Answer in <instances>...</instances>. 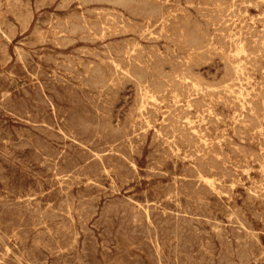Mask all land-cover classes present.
<instances>
[{
    "label": "rangeland",
    "instance_id": "rangeland-1",
    "mask_svg": "<svg viewBox=\"0 0 264 264\" xmlns=\"http://www.w3.org/2000/svg\"><path fill=\"white\" fill-rule=\"evenodd\" d=\"M104 1L101 0V2H100L99 0H0V145H1L0 146V157H1L0 158V194H1V196H0V203H1L0 204L1 205L0 206V211H1L0 217L3 216L0 218V242H1L0 243L1 244L0 249L2 250V251L0 250V258H1L0 264H3V262L4 263L6 262L5 264H13L14 262H15V264H31V263L35 264L37 262H38L37 264H56V263L57 264H73V263L74 264H80V262H81V264H127V263L128 264H136V263L137 264H168V263L171 264V262L172 263L174 262L173 264H175V263L176 264H178V263H180V264H201V263L202 264H204V263L205 264H264V194H263L264 193V161H263L264 160L263 159L264 158V156H263L264 155V148H263L264 147V141H262L264 138V117H263L264 116V96H263L264 95V83H263L264 82V79H263L264 78V53H263L264 52L263 51L264 50V33H263L264 32V26L262 27V25H264V19H262V18H264V16L262 15V14H264V11H263L264 10V7H263L264 6V0H260V1L259 0L258 1L257 0H247V1L246 0H220V1L219 0H192V2H191V0H168V1L167 0H160V1L159 0H138V1L137 0H133V1L132 0H130V1L129 0H127V1L126 0H124V1L123 0H116L118 3L115 0L114 1L104 0ZM142 1H143V3H142ZM152 1H155L156 3L152 2ZM111 2H112V4H111ZM223 2L226 4L225 7L223 6L224 5ZM121 3L123 5H121ZM235 3L237 4V6ZM114 4H117V5H114ZM158 4H160V5H158ZM215 4H217V5H215ZM231 4H232V6H231ZM153 5H155V6H153ZM165 5H166V7H165ZM250 5H252V6H250ZM197 6H198L199 10H198ZM202 6L206 7V9L205 8L203 9ZM253 6H255L256 8ZM176 7H177V9H176ZM91 8H93V9H91ZM151 8H154V9L152 10ZM164 8H166V9H164ZM233 8H234V10H233ZM157 9H158V12H157ZM171 9L173 10V12H170V11H172ZM174 9H175V11H174ZM196 9L198 10V12L195 11ZM208 9L210 10V15H209ZM135 10L137 11V14H136ZM141 10H142V12H141ZM226 10H228V11H226ZM231 10H232V12L235 13V15H234V13L232 14V12H230ZM149 11H151L152 13ZM183 11H184V13H183ZM241 11H242V14H241ZM246 11H247V13H246ZM143 12H146L148 14L149 13L152 14L151 16H153V18L150 16L148 17V14H146V13L143 14ZM153 12H155V13H153ZM174 12H175V14H174ZM140 14L142 17L140 16ZM200 14L201 15L203 14L204 16L201 17ZM205 14H207V15H205ZM243 14H245V15H243ZM1 15H2V17H1ZM181 15L183 17H181ZM237 15H240V17ZM121 16H122V18H121ZM155 16H156V18H155ZM206 16H208L210 18H207ZM214 16H216L217 18L216 17L213 18ZM222 16H223V19H222ZM228 16H229V18H227ZM261 16H262V18H261ZM172 17L175 19H171ZM189 17L193 20H191ZM204 17H205L206 21H205ZM112 18H114L115 20ZM187 18H189L190 21ZM103 19H104V21H103ZM147 19H149V20H147ZM154 19H156V20H154ZM162 19L164 20V22ZM207 19H209V21H212V22L208 23ZM213 20H215V21H213ZM229 20H231L230 21L231 23L228 22ZM133 21L134 22L136 21V22L134 23ZM155 22H157V23H155ZM187 22L189 24L192 23L193 25H189ZM227 22H228V24H226ZM254 22H256V23H254ZM71 23H74V24H71ZM184 23L189 25V26L185 25ZM201 23H203L204 25ZM205 23H207V24H205ZM211 23H212V25H210ZM213 23H215V24H213ZM119 24H121L122 26ZM135 24H137V25H135ZM194 24L198 28L196 26H194ZM216 24L218 27H216ZM222 24H224V25H222ZM104 25H105V27H104ZM152 25H153V27H152ZM205 25H207V26L205 27ZM246 25L249 26V28L246 27ZM115 26H118V29L115 28ZM161 26H164V27H161ZM170 26H172V27H170ZM183 26L184 27L186 26L185 29H183L184 28ZM190 26L192 27V31L194 32V34L191 33L192 32L191 29L187 28V27L191 28ZM174 27H175V29H172ZM179 27H181V28H179ZM226 27H227V29H226ZM148 28H150V29H148ZM255 28H257V30ZM176 29H177V31H176ZM234 29H235L236 33L234 32ZM147 30H148V32H147ZM164 30H165V33H163ZM204 30L206 33L204 32ZM212 30H213V32H211ZM240 30L243 33H241ZM116 31H119V32L115 33ZM159 31H161V32H159ZM182 31H183V33H182ZM196 31H197V33H196ZM238 31H239V33H238ZM178 32H179V34L182 35V37L178 34ZM186 32L191 33V34H188V33L186 34ZM220 32H222V33L220 34ZM247 32H248V34H246ZM258 32H259V34H258ZM135 33H137L138 35ZM139 33H140V35H139ZM152 33H153V35H152ZM192 34L195 35L194 36L195 38L192 37ZM196 34L198 35V37L196 36ZM228 34H229V36H228ZM145 35H147V36H145ZM175 35H176V38H175ZM189 35H191L190 36L191 38H189ZM199 35H202V36H199ZM207 35H209L208 36L209 38H207ZM211 35H212V37L210 38ZM237 35H239V36H237ZM258 35H260V36L263 35V36H261V38H260V36H258ZM216 36L219 39V41H217L218 39L215 38ZM222 36H223V39H225L224 40L225 42H223V39L221 38ZM225 36H226V38H224ZM240 36H241L242 40L240 39ZM249 36H251V37H249ZM170 37H171V39H170ZM245 38L248 40H246ZM172 39H174L175 41ZM198 39H199V41H198ZM244 39L246 40L245 42H243ZM257 39L260 41V43ZM99 40H101V41H99ZM127 40H128V42H127ZM191 40L196 41L195 44H194V41L192 42ZM122 41H123V43H121ZM124 41H126V42H124ZM176 41H177V43H176ZM183 41H184V43H183ZM189 41L192 42L191 44H194V46H192ZM211 41L213 42L214 45L212 44ZM220 41L223 42V44H220ZM226 41L228 44L226 43ZM247 41L252 46L250 44L248 45ZM186 42L187 43L189 42L188 44H190L191 46L190 47L187 46ZM111 43H113V44H111ZM125 43H126V45H125ZM131 43H132V45H131ZM181 43L183 44L182 46H180ZM199 43H200V48L204 49V50L198 49ZM205 43H207V46ZM232 44L234 46H232ZM243 44H245V46L242 47ZM256 44L258 45V47ZM158 45H159V47H158ZM178 45L180 48L178 47ZM195 45H197V46L195 47ZM201 45L203 48L201 47ZM224 45L226 48L224 47ZM254 45H256V46L254 47ZM112 47H114V48H112ZM137 47H138V49H137ZM148 47L149 48L152 47V48L148 49ZM244 47H245V49H244ZM256 47L258 48V50L256 49ZM188 48H189V50H188ZM215 48H217V49H215ZM259 48L260 49L263 48L262 49L263 52L261 50H259ZM140 49H141V51H140ZM192 49H193V51H192ZM106 50H107V52H106ZM240 50H243V51H240ZM101 51H102V53H101ZM149 51H151L152 53ZM153 51H155V52H153ZM156 51H157V53H156ZM205 51H208V53ZM104 52H106V53H104ZM137 52H138V54H137ZM200 52H202V53L200 54ZM244 52L247 54V56ZM256 52L258 55L260 54V56H258L256 54ZM190 53H192V54H190ZM48 54L51 55L52 58ZM106 54H107V56H106ZM180 54L182 55V57L180 56ZM194 54H196L195 55L196 57L194 56ZM202 54H205V55H202ZM228 54H229V57H228ZM255 54L257 57L255 56ZM111 55L113 56V58ZM148 56L150 58H148ZM161 56H163V57H161ZM189 56H190L191 60H189L190 59ZM230 56H232V58L234 57L233 60ZM248 56H249V58H247ZM252 56L254 58H252ZM132 57H134L135 59ZM168 57H169V59H168ZM218 57L221 59H219ZM45 58H47L48 60ZM100 58H102V59H100ZM163 58L166 59L167 61H165ZM204 58H205V60H204ZM238 58H240V60ZM70 59H71V61H70ZM118 60L119 61L121 60V61L119 62ZM197 60H200V61H197ZM248 61H250V62H248ZM113 62H115V63H113ZM157 62L159 63V65ZM236 62H238V64ZM60 63H61V65H60ZM69 63H70V65H68ZM239 63L242 64V67L240 66ZM114 64H115V66H114ZM134 64H135V66H134ZM160 64H162L161 65L162 67H160ZM168 64L169 65L171 64V65L169 66ZM188 64H189L190 68H189ZM34 65L36 66V68L34 67ZM11 66H13V67H11ZM231 66L232 67L234 66V68H233L234 71H233ZM120 67L123 70L120 69ZM10 68H12V69H10ZM96 69L98 70L97 73L95 71ZM124 69H127V70H124ZM225 69H226V71H225ZM236 69H238V70H236ZM92 70H94L93 71L94 73L92 72ZM77 71H79V72H77ZM110 71H112V73H110ZM164 71H166V72H164ZM240 71H241V73H240ZM69 72H70V74H69ZM163 72H164V74H163ZM170 72L174 73V74H172L173 76L169 75ZM236 72H238V73H236ZM37 73H39V74H37ZM99 73H101V76L103 75V78H101ZM143 73L144 74L146 73V74L144 75ZM166 73L168 74V76ZM234 73H235V77H234ZM259 73H260V75H259ZM120 74H121V76H120ZM237 74L241 78H239L237 76ZM246 74H248V75H246ZM44 75H45V77H44ZM122 75L124 76V78ZM156 75L158 78L156 77ZM242 75H243V77H242ZM118 76H119V78H118ZM144 76H145V79H144ZM247 76L248 77L251 76V77H249L250 79L246 78ZM97 77H99L101 79H99V78L96 79ZM94 78L96 79V82L94 81ZM104 78L107 80L105 81ZM237 78H239V79H237ZM175 79L177 82H174ZM204 79L208 80V81H205ZM66 80L68 83L66 82ZM78 80H80V82ZM98 80H99V82H97ZM128 80H129V82H128ZM158 80H160V81H158ZM245 80L247 81V83ZM81 81H82V83H81ZM87 81L89 83V87H87L88 86ZM111 81H113V82L111 83ZM118 81H120L119 84H118ZM169 81H170V83L168 84ZM220 81H221V83H220ZM161 82H163V83H161ZM173 82H174V84H173ZM205 82L207 83V85ZM225 82H227V83H225ZM61 83L63 86L61 85ZM73 83L75 86L73 85ZM144 83H145V85H144ZM210 83H211V85H210ZM218 83H219V86H218ZM56 84H57V87L55 88ZM98 84H103V86L102 85L99 86ZM142 85H143V87H142ZM146 85H148V86H146ZM165 85H166V89H164ZM195 85H197L196 87H198V88H196ZM247 85H249V87ZM251 85H252V87H251ZM200 86L201 87L203 86V87L201 88ZM205 86H206V88H205ZM217 86L219 88H217ZM230 86L233 88H231ZM236 86H238L240 88H238V87L236 88ZM44 87H46V88H44ZM93 87H95V88H93ZM144 87H145L144 91H146L147 95L144 91H142ZM250 87H251V89H249ZM84 88H85V90H84ZM152 88H154V89H152ZM221 88H223L224 91H222ZM262 88H263V91H262ZM26 89H28V90H26ZM72 89L74 91V92L72 91L73 93L71 92ZM161 89H163V90L161 91ZM213 89H215V91ZM231 89H234L233 92ZM258 89H261V90H258ZM225 90H227V91H225ZM254 90L257 91V93ZM180 91H182V93ZM201 91H204V92H201ZM109 92L111 93V95H109L110 94ZM165 92L167 93V96L169 98L166 96ZM213 92H214V94H213ZM83 93L86 96L82 95ZM161 93H162V95H161ZM221 93H223L227 99L223 98L224 96H221V95H223ZM228 93L229 94L231 93V94L229 95ZM46 94H49V95H46ZM63 94L65 97L63 96ZM169 94H170V96H169ZM209 94H210V96H209ZM91 95L92 96L95 95V96L92 97ZM124 95H125L126 99H125ZM2 96H3V100H2ZM163 96H166V97L163 98ZM171 96H173V98ZM217 96H218V98H217ZM244 96H246V97H244ZM259 96L260 97L262 96L261 99ZM146 97H147V100H146ZM149 97H150V99H149ZM153 97H154V100L152 99ZM157 97H158V99H160V98L161 99L158 100ZM234 97H236V98H234ZM237 97L239 98V100ZM252 97L254 98V100ZM255 97H257L259 99L255 98ZM93 98L95 99V101ZM18 99H20V101ZM101 99H103V100H101ZM234 99H235V101H234ZM124 100H126V101H124ZM192 100H194V101H192ZM221 100H223V101H221ZM18 101H19V103H18ZM112 101H114V102H112ZM164 101H165V103H164ZM167 101H169L170 105ZM226 101H228L231 105L228 104ZM252 101H254V102H252ZM28 102H29V104H28ZM88 102H90V103H88ZM99 102H101V103H99ZM110 102H112V103H110ZM178 102H181V104ZM187 102L189 103L188 105L186 104ZM145 103L147 104V106ZM158 103L160 104V107H161L160 109H159ZM111 104H113V105H111ZM209 104H210V107H209ZM227 104L230 106H228ZM36 105H37V107H36ZM57 105H59V107H57ZM181 105L183 107H180ZM195 105H196V107H195ZM30 106H31V108H29ZM107 106H109V107H107ZM247 106H249V107H247ZM41 107H43V108H41ZM152 107H153V109H151ZM105 108H107V109H105ZM179 108H181V109H179ZM182 108H185V109L182 110ZM10 109H11V111H10ZM24 109H26V110H24ZM36 109H37V111H36ZM40 109H43V111ZM22 110H24V112ZM143 110H144V112H143ZM246 110H249V111L246 112ZM90 111H92V112L89 115ZM149 111H151V113ZM171 111H173V113ZM182 111H184V112H182ZM204 111H205V113H204ZM258 111L260 113H258ZM18 113H19V115H18ZM47 113L51 116H48ZM255 113H257L258 116ZM102 114L104 117L102 116ZM166 114H168L170 116H168ZM242 114H243V116H242ZM174 115H175V117H174ZM232 115H233V117H232ZM64 116H67V117L65 118ZM38 117L40 120H38ZM45 117H47V118H45ZM58 117H59V119H58ZM75 117L77 119H74ZM190 117L192 119H190ZM196 117L198 118L197 120H196ZM238 117H240V119H238ZM254 117H255V119H254ZM171 118H172V120H171ZM173 118L177 119L178 122H176V120H174ZM241 118H242V120H241ZM250 118H251V120H250ZM51 119H52V121H51ZM138 119H140V120H138ZM209 119H210V121H209ZM64 120H66L67 122ZM72 120L73 121L75 120V121L73 122ZM78 121H80V122H78ZM244 121L246 123H244ZM247 121H250V122H247ZM65 122H66V124H65ZM69 122L72 125H70ZM179 122H180L179 127H181L180 129L178 127ZM200 122H201V124H200ZM253 122H254V124H253ZM176 124H177V126H176ZM245 124H247V126ZM258 125H260V126L258 127ZM67 126H69V128H70V126H72L71 128L72 129L74 128L73 129L74 131L71 128L68 129ZM13 127H16V129H18V130H16ZM48 127L51 128V131H48V130H50V128H48ZM107 128H109V129H107ZM174 128L176 129V131ZM234 128H235V130H234ZM260 129H262V130H260ZM65 130L66 131L68 130V132L70 134L68 132H66ZM70 130H72L71 131L72 133L70 132ZM83 130H85V133ZM8 131L10 132V134ZM86 131L88 132L89 135L87 134ZM169 131H172V132H169ZM187 131H189V132H187ZM237 131H239V132H237ZM179 132H180V134H179ZM193 132L195 134H193ZM222 132H224V133H222ZM81 133H83V134H81ZM182 133L183 134L186 133V134L183 135ZM233 133L235 134V136ZM255 133H256V135H255ZM49 134H51V135H49ZM138 134H139V136H138ZM3 135H6L5 136L6 138ZM61 135H62V137H61ZM75 135H77V136H75ZM79 135H81V136H79ZM83 135H85V136H83ZM160 135H162V136H160ZM200 135H202V137ZM236 135H238V136H236ZM167 136H169V138ZM184 136L187 138H185ZM226 136L228 137V139ZM239 136H240V138H239ZM256 136H258V140H257ZM71 137L73 140L71 139ZM78 137H79V139H78ZM81 137H83V138H81ZM56 138L57 139L59 138V139L57 140ZM63 138H65V139L63 140ZM109 138H111V139H109ZM151 138L152 139L154 138L155 142ZM156 138H158V139H156ZM172 138H174V139H172ZM181 138H182V143L180 140ZM204 138L206 139L207 142L205 140H203ZM219 138H220V140H217ZM184 139H185V142H184ZM212 139L214 140L213 143H212V141H210ZM35 140H36V142H35ZM229 140L232 143L228 142ZM240 140H241V142H240ZM167 141H168V143H167ZM196 141H197V143L199 141V143L197 144ZM254 141H256L257 143ZM74 142H76V143H74ZM187 143H188V145H187ZM205 143H206V145H205ZM224 143H226V144H224ZM140 144H142L143 146ZM208 144H211L214 148ZM239 144H241V146ZM262 144H263V146H262ZM33 145L36 148L33 147ZM201 145H204V146L202 147ZM228 145H230V146H228ZM3 146H5V147H3ZM53 146H55V147H53ZM196 146L198 149L196 148ZM200 146L202 149L200 148ZM237 146L239 149L237 148ZM211 147L213 150L211 149ZM250 147L254 148V149L250 150ZM96 148H98V149H96ZM204 148H206V150ZM43 149L45 152H43ZM53 149H55L56 151ZM241 149H242V151H241ZM246 149H248V150H246ZM48 150H50V152ZM193 150L195 153H193ZM234 150H236V151L239 150V151L236 152ZM254 150H256V152ZM63 151H66V152H63ZM95 151H97V152H95ZM113 151H114V153H113ZM121 151H122V153H119ZM137 151H139V153ZM216 151H217V153H216ZM79 152L83 153V154H80ZM165 152H166V154H165ZM191 152H192V154H191ZM201 152H203V154ZM221 152H223V153H221ZM232 152H234V153H232ZM257 152H259V153L262 152V153H260V156H259V155H257ZM45 153H47V154H45ZM152 153L155 156H152L153 155ZM161 153H162V155H161ZM198 153H199V155H198ZM224 153H225V155H227L226 157H224L225 156ZM1 154H3V155H1ZM90 154H92V155H90ZM167 154H168V156H167ZM66 155H67V157H66ZM79 155H80V157H79ZM183 155H184V157H183ZM200 155H201V157H200ZM222 155L224 158L222 157ZM238 155H239V157H236ZM246 155H247V157H245ZM44 156H46V157H44ZM73 156L75 159L73 158ZM127 156H128V158H127ZM131 156H132V159H131ZM194 157L195 158L199 157L200 159L198 158L199 159L198 160V159H195ZM205 157H207V158H205ZM259 157H260V159H259ZM4 158H6V160ZM89 158L91 160L92 159L93 160L91 161ZM124 158H126V159H124ZM156 158H157V160H156L157 162L155 161ZM158 158H160V159H158ZM181 158H182V160H181ZM55 159H56V161H55ZM71 159H74V160L71 161ZM133 159H134V161H133ZM222 159H224V162ZM225 159H226V161H225ZM194 160H196V163ZM227 160H229L230 162ZM77 161H78V163H77ZM82 161H84V162H82ZM105 161H107V162L105 163ZM118 161H120L123 164H121L120 162L118 164ZM125 161L127 162V164ZM236 161L239 164H237ZM92 162H94V163H92ZM206 162L208 165H206ZM219 162L221 164L218 165ZM91 163H92V165H91ZM108 163L110 166L108 165ZM159 163H162L161 166ZM225 163H227V164H225ZM228 163H230V164H228ZM51 164H53V165H51ZM210 164H213V165H210ZM247 164L248 165L250 164V165L248 166ZM155 165L158 166L159 168L156 167ZM187 165L189 168L187 167ZM220 165H221V167H220ZM239 165L240 166L242 165L241 169L238 167ZM3 166H4V168H3ZM48 166H50V167H48ZM100 166H102V167H100ZM183 166L184 167L186 166V167L183 168ZM213 166L215 169L213 168ZM260 166H261V168H260ZM58 167H60V168H58ZM64 167H66V168L64 169ZM81 167H83V168H81ZM225 167H227V169H225ZM235 167H237V169ZM249 167H251V168H249ZM28 168H30V169H28ZM97 168H98V170H97ZM130 168H131V170H130ZM202 168L204 169V172H203ZM222 168L224 169V171ZM57 169L58 170L60 169V170L57 171ZM69 169H71L73 171L71 172ZM107 169H109V171ZM121 169L122 170L124 169V170L122 171ZM246 169H248V170L246 171ZM260 169L262 170V172L259 171ZM78 170H79L80 174H79ZM232 170L235 171V173ZM244 170L246 172H244ZM256 170H258V171H256ZM98 171L100 172L99 175H98V173H99ZM118 171H119V173H118ZM124 171H125V173L126 172L127 173L124 174L123 173ZM151 171H152V173H151ZM73 173H74V175H73ZM209 173L212 175H210ZM230 173H231V175H230ZM75 174H78V175H75ZM220 174H221V176H220ZM206 175H207V177H206ZM227 175H230V176H227ZM183 176H184V178H183ZM218 177L221 178V180ZM236 177L238 178V180ZM99 178L102 181H100ZM120 178L124 179L123 182H122V179H120ZM185 178H187V179L185 180ZM180 179L182 181L184 180V182L180 181ZM67 180H68V182H67ZM77 180L78 181L80 180V181L78 182ZM218 180H220V181H218ZM236 180H237V182H236ZM87 181H89V184ZM189 181L190 182L192 181L191 183H194L196 181L195 182L196 186L194 184H191ZM241 181H243V182H241ZM84 182H86V184ZM98 182H99V185L96 184ZM200 182H202V183H200ZM163 183H165V184H163ZM184 183H185V185H183ZM204 183L206 186L204 185ZM224 183H226L225 186H224ZM251 183L254 185H252ZM41 184H42V186H41ZM186 184H188V186H186ZM88 185L90 187H88ZM100 185H101V187H100ZM30 186L33 188L31 189ZM104 186L106 187V189ZM181 186L185 187V188H182ZM253 186H254V188H253ZM255 186L257 187V189ZM250 187H251V189H250ZM23 188H24V190H23ZM224 188L228 191H226ZM59 190H60V192H59ZM260 190H262V193ZM174 191H176V193ZM204 191H205V193H204ZM246 191L250 195L246 194L247 193ZM87 193H89V194H87ZM207 193H209V194H207ZM27 197H29V198H27ZM109 198H111V199H109ZM12 199H14V200H12ZM66 199L70 202L68 203V201ZM123 199L125 201H128V203L125 202ZM71 200H72V203H71ZM23 201L26 203V205ZM110 201L111 202L113 201L112 202L113 204ZM149 201H151V202H149ZM157 204H159V205H157ZM70 205H72V206H70ZM77 205H79V207ZM58 206L60 209L58 208ZM62 206H66V207H62ZM123 206H124V209L122 208ZM197 206H199V207H197ZM34 207H36V208H34ZM68 207L70 208V210ZM117 207H119V208H117ZM158 207L161 209H159ZM39 209H41V210H39ZM121 209L124 211H122ZM3 210H4V213L8 214L9 216L4 214ZM88 210H89V212H88ZM155 210H157V212ZM41 211H42V213H41ZM80 211H81V213H79ZM137 211H140V213ZM164 211H165V213H164ZM192 211H194V212H192ZM257 211L260 213H258ZM136 212H137V214H136ZM78 213L80 216H78ZM109 213H110V215H109ZM156 213H158V214H156ZM34 214H36V215H34ZM54 214L56 215V217ZM140 215H142V216H140ZM101 216H103V217H101ZM163 216H165V217H163ZM5 217H7V218H5ZM60 217H61V219H60ZM140 217H141V219H140ZM143 217H145V218H143ZM156 217H158L159 219L158 218L156 219ZM197 217H199V218H197ZM34 218L36 220H34ZM45 218H46V220H48V222L45 220ZM187 218H189V219H187ZM8 219H9V221H7ZM13 219H15V220H13ZM77 219L79 220V222L77 221ZM160 219H162L163 221ZM214 219L217 220V223H215L216 221H214ZM108 220H109V222H108ZM13 221H15V222L12 223ZM22 221H24V222H22ZM81 221H82V223H81ZM112 221H113V223H112ZM168 221H169V223H168ZM32 222L35 225H33ZM68 222H69V224H68ZM19 223H21V224H19ZM27 223H28V225H27ZM38 223H40V224H38ZM109 223L111 225H108ZM126 223H127V225H126ZM12 224H14V225H12ZM63 224L65 226L66 225H68V226L65 227ZM184 224H187V225H184ZM2 225H3V227H2ZM23 225H25V226H23ZM167 225L169 227H167ZM175 225L176 226L178 225L177 226L179 229L178 231H177V229H176L177 227ZM212 225H214V226H212ZM26 226H28V227H26ZM189 226L191 228H188ZM55 227H57V229ZM17 228H18V230H17ZM30 228L32 229V231ZM72 228H73V230L71 231L70 229H72ZM84 228L86 229V231ZM1 229H2V231H1ZM121 229H122V231H121ZM23 230H24V234L22 233ZM26 230H28V231H26ZM9 231L11 232V234ZM36 231H38V232H36ZM73 231H74V233H73ZM100 231L101 232L103 231V232L101 233ZM15 232H16V234H15ZM65 232L67 233V236H66ZM186 232H188V233H186ZM101 234H103V235H101ZM61 235H63V237ZM93 235H94V237H93ZM83 236H84V238H83ZM102 236H104V237L102 238ZM24 237H27V238H24ZM145 237H147V238H145ZM91 238H92V240H91ZM43 239H45V240H43ZM87 239H89L90 241L89 240L87 241ZM102 239H104V240H102ZM182 239H183V242H182ZM108 240H110V241H108ZM57 241H58V243H57ZM61 241L63 243H61ZM64 241H66V242L64 243ZM104 241H106L107 243ZM192 241H193V244H192ZM21 242H23L24 244L23 243L21 244ZM76 242H77V245H76ZM8 243H10V244H8ZM31 243H32V245H30ZM83 243H84V245H83ZM13 244L15 245L16 248H14ZM33 244H34V247L36 246L35 248L33 247ZM205 244H207L208 246ZM136 246L138 248H136ZM193 246L194 247L196 246V247L194 248ZM243 246L245 249H243ZM144 247H146V248H144ZM12 248H13V250H12ZM81 248L84 249V252ZM116 248L117 249L119 248V250H117ZM60 249H62V250H60ZM72 249H73V251H72ZM168 250H169V252H168ZM236 250L238 251V253ZM245 250L248 253H246ZM24 251H26V252H24ZM159 251H161V252H159ZM250 251H252V252H250ZM260 251H263L262 252L263 254ZM23 253H24V255H23ZM116 253H118V254H116ZM145 253L147 255L149 254L148 255L149 257ZM177 253H179V254H177ZM245 253L247 255H245ZM260 253H261V255H260ZM89 254H90V256H89ZM125 254H127V255H125ZM237 254H239V255H237ZM182 256L184 259H182ZM44 257H46V258H44ZM76 257H77V259H76ZM92 257H93V259H92ZM94 257H96V260ZM115 257H117V258H115ZM26 258H28V259H26ZM242 258H244L245 260ZM59 259H60V263H59ZM79 259H81V260H79Z\"/></svg>",
    "mask_w": 264,
    "mask_h": 264
},
{
    "label": "bare ground",
    "instance_id": "bare-ground-1",
    "mask_svg": "<svg viewBox=\"0 0 264 264\" xmlns=\"http://www.w3.org/2000/svg\"><path fill=\"white\" fill-rule=\"evenodd\" d=\"M99 1L101 2V0H99ZM103 1H104V0H103ZM111 1H114V0H111ZM115 1H116V0H115ZM123 1H124V0H123ZM126 1H127V0H126ZM129 1H130V0H129ZM132 1H133V0H132ZM137 1H138V0H137ZM159 1H160V0H159ZM167 1H168V0H167ZM219 1H220V0H219ZM219 1H218V2H219ZM246 1H247V0H246ZM257 1H258V0H257ZM259 1H260V0H259ZM60 2H61V1H60ZM62 2H63V1H62ZM104 2H105V1H104ZM116 2H117V1H116ZM116 2H115V3H116ZM121 2H122V1H121ZM140 2H141V1H140ZM152 2H155V1H152ZM162 2H163V1H162ZM162 2H161V3H162ZM191 2H192V0H191ZM205 2H206V1H205ZM216 2H217V1H216ZM251 2H252V1H251ZM261 2H262V1H261ZM109 3H110V2H109ZM117 3H118V2H117ZM119 3H120V2H119ZM142 3H143V1H142ZM155 3H156V2H155ZM230 3H231V2H230ZM245 3H246V2H245ZM252 3H253V2H252ZM258 3H259V2H258ZM258 3H257V4H258ZM54 4H55V3H54ZM57 4H58V3H57ZM111 4H112V2H111ZM162 4H163V3H162ZM175 4H176V3H175ZM187 4H188V3H187ZM206 4H207V3H206ZM223 4H224L223 6L225 7L226 4H225L224 2H223ZM235 4H236V3H235ZM114 5H117V4H114ZM121 5H123V4L121 3ZM129 5H130V4H129ZM158 5H160V4H158ZM166 5H167V4H166ZM166 5H165V7H166ZM168 5H169V4H168ZM173 5H174V4H173ZM173 5H172V6H173ZM176 5H177V4H176ZM178 5H179V4H178ZM198 5H199V4H198ZM215 5H217V4H215ZM242 5H243V4H242ZM253 5H254V4H253ZM153 6H155V5H153ZM163 6H164V5H163ZM170 6H171V5H170ZM231 6H232V4H231ZM231 6H230V7H231ZM234 6H235V5H234ZM234 6H233V7H234ZM236 6H237V4H236ZM239 6H240V5H239ZM250 6H252V5H250ZM122 7H123V6H122ZM124 7H125V6H124ZM159 7H160V6H159ZM168 7H169V6H168ZM168 7H167V8H168ZM216 7H217V6H216ZM253 7H255V6H253ZM263 7H264V6H263ZM169 8H170V7H169ZM172 8H173V7H172ZM193 8H194V7H193ZM197 8H198V6H197ZM202 8H203V9H204V8L206 9V7H203V6H202ZM220 8H221V7H220ZM244 8H245V7H244ZM247 8H248V7H247ZM255 8H256V7H255ZM255 8H254V9H255ZM91 9H93V8H91ZM102 9H103V8H102ZM126 9H127V8H126ZM151 9L153 10L154 8H151ZM155 9H156V8H155ZM164 9H166V8H164ZM176 9H177V7H176ZM182 9H183V8H182ZM186 9H187V8H186ZM203 9H202V10H203ZM211 9H212V8H211ZM216 9H217V8H216ZM239 9H240V8H239ZM242 9H243V8H242ZM94 10H95V9H94ZM171 10H172V9H171ZM198 10H199V8H198ZM198 10L196 9L195 11L198 12ZM208 10H209V9H208ZM212 10H213V9H212ZM233 10H234V8H233ZM262 10H263V9H262ZM89 11H90V10H89ZM89 11H88V12H89ZM96 11H97V10H96ZM110 11H111V10H110ZM130 11H131V10H130ZM135 11H136V10H135ZM166 11H167V10H166ZM174 11H175V9H174ZM217 11H218V10H217ZM226 11H228V10H226ZM247 11H248V10H247ZM247 11H246V13H247ZM263 11H264V10H263ZM119 12H120V11H119ZM141 12H142V10H141ZM149 12H151V11H149ZM157 12H158V9H157ZM170 12H173V10L170 11ZM189 12H190V11H189ZM207 12H208V11H207ZM218 12H219V11H218ZM230 12H232V10H231ZM243 12H244V11H243ZM139 13H140V12H139ZM144 13H146V12H143V14H144ZM151 13H152V12H151ZM153 13H155V12H153ZM163 13H164V12H163ZM179 13H180V12H179ZM183 13H184V11H183ZM200 13H201V12H200ZM226 13H227V12H226ZM233 13H234V12H232V14H233ZM239 13H240V12H239ZM246 13H245V14H246ZM136 14H137V11H136ZM146 14H148V13H146ZM167 14H168V13H167ZM174 14H175V12H174ZM190 14H191V13H190ZM236 14H237V13H236ZM241 14H242V11H241ZM245 14H243V15H245ZM80 15H81V14H80ZM122 15H123V14H122ZM132 15H133V14H132ZM151 15H152V14L149 13V14H148V17L150 16V17L153 18V16H151ZM184 15H185V14H184ZM200 15H201V14H200ZM205 15H207V14H205ZM209 15H210V10H209ZM211 15H212V14H211ZM217 15H218V14H217ZM217 15H216V16H217ZM224 15H225V14H224ZM234 15H235V13H234ZM252 15H253V14H252ZM262 15L264 16V14H262ZM81 16H82V15H81ZM134 16H135V15H134ZM140 16H141V14H140ZM161 16H162V15H161ZM166 16H167V15H166ZM176 16H177V15H176ZM193 16H194V15H193ZM203 16H204V15L202 14L201 17H203ZM216 16H214L213 18H215ZM230 16H231V15H230ZM237 16L240 17V15H237ZM253 16H254V15H253ZM1 17H2V15H1ZM106 17H107V16H106ZM111 17H112V16H111ZM113 17H114V16H113ZM115 17H116V16H115ZM123 17H124V16H123ZM126 17H127V16H126ZM135 17H136V16H135ZM141 17H142V16H141ZM179 17H180V16H179ZM181 17H183V16L181 15ZM190 17H191V16H190ZM190 17H189V18H190ZM206 17H207V18H210V17H208V16H206ZM244 17H245V16H244ZM254 17H255V16H254ZM77 18H78V17H77ZM82 18H83V17H82ZM82 18H81V19H82ZM108 18H109V17H108ZM121 18H122V16H121ZM121 18H120V19H121ZM155 18H156V16H155ZM165 18H166V17H165ZM167 18H168V17H167ZM189 18H187V19H189ZM191 18H192V17H191ZM191 18H190V19H191ZM194 18H195V17H194ZM213 18H212V19H213ZM216 18H217V17H216ZM227 18H229V16H228ZM261 18H262V16H261ZM112 19H114V18H112ZM112 19H111V20H112ZM129 19H130V18H129ZM149 19H150V18H149ZM149 19H147V20H149ZM160 19H161V18H160ZM168 19H169V18H168ZM171 19H175V18L172 17ZM176 19H177V18H176ZM180 19H181V18H180ZM184 19H185V18H184ZM190 19H189V21H190ZM195 19H196V18H195ZM201 19H202V18H201ZM204 19H205V17H204ZM222 19H223V16H222ZM262 19H264V18H262ZM82 20H83V19H82ZM99 20H100V19H99ZM114 20H115V19H114ZM121 20H122V19H121ZM154 20H156V19H154ZM162 20H163V19H162ZM166 20H167V19H166ZM178 20H179V19H178ZM178 20H177V21H178ZM191 20H193V19H191ZM215 20H216V19H215ZM215 20H213V21H215ZM244 20H245V19H244ZM249 20H250V19H249ZM253 20H254V19H253ZM260 20H261V19H260ZM63 21H64V20H63ZM103 21H104V19H103ZM127 21H128V20H127ZM172 21H173V20H172ZM174 21H175V20H174ZM180 21H181V20H180ZM189 21H188V22H189ZM205 21H206V19H205ZM207 21H208V23H209V22H212V21H209V19H207ZM230 21H231V20H229L228 22H230ZM246 21H247V20H246ZM261 21H262V20H261ZM261 21H260V22H261ZM85 22H86V21H85ZM130 22H131V21H130ZM133 22H134V21H133ZM135 22H136V21H135ZM135 22H134V23H135ZM163 22H164V20H163ZM165 22H166V21H165ZM168 22H169V21H168ZM185 22H186V21H185ZM188 22H187V23H188ZM228 22H227L226 24H228ZM240 22H241V21H240ZM243 22H244V21H243ZM252 22H253V21H252ZM96 23H97V22H96ZM98 23H99V22H98ZM134 23H133V24H134ZM155 23H157V22H155ZM161 23H162V22H161ZM173 23H174V22H173ZM178 23H179V22H178ZM189 23H190V22H189ZM189 23H188V24H189ZM198 23H199V22H198ZM223 23H224V22H223ZM230 23H231V22H230ZM249 23H250V22H249ZM254 23H256V22H254ZM71 24H74V23H71ZM83 24H84V23H83ZM94 24H95V23H94ZM107 24H108V23H107ZM114 24H115V23H114ZM114 24H113V25H114ZM149 24H150V23H149ZM163 24H164V23H163ZM166 24H167V23H166ZM184 24H185V23H184ZM184 24H183V25H184ZM196 24H197V23H196ZM199 24H200V23H199ZM201 24H203V23H201ZM205 24H207V23H205ZM213 24H215V23H213ZM233 24H234V23H233ZM235 24H236V23H235ZM100 25H101V24H100ZM100 25H99V26H100ZM119 25H121V24H119ZM135 25H137V24H135ZM161 25H162V24H161ZM174 25H175V24H174ZM174 25H173V26H174ZM178 25H179V24H178ZM178 25H177V26H178ZM185 25H187V24H185ZM189 25H193V24L191 23V24H189ZM189 25H187V26H189ZM203 25H204V24H203ZM210 25H212V23H211ZM222 25H224V24H222ZM229 25H230V24H229ZM242 25H243V24H242ZM248 25H249V24H248ZM254 25H255V24H254ZM73 26H74V25H73ZM121 26H122V25H121ZM194 26H196V25L194 24ZM206 26H207V25H205V27H206ZM263 26H264V25H262V27H263ZM104 27H105V25H104ZM107 27H108V26H107ZM147 27H148V26H147ZM152 27H153V25H152ZM152 27H151V28H152ZM161 27H164V26H161ZM165 27H166V26H165ZM170 27H172V26H170ZM175 27H176V26H175ZM175 27L172 28V29H175ZM183 27H184V26H183ZM185 27H186V26H185ZM185 27H184L183 29H185ZM190 27H191V26H190ZM196 27H197V26H196ZM200 27H201V26H200ZM216 27H218L217 24H216ZM246 27L249 28V26H247V25H246ZM251 27H252V26H251ZM255 27H256V26H255ZM101 28H102V27H101ZM108 28H109V27H108ZM115 28L118 29V26H115ZM121 28H122V27H121ZM139 28H140V27H139ZM177 28H178V27H177ZM179 28H181V27H179ZM187 28H188V29H191V31H192V27H191V28L187 27ZM187 28H186V29H187ZM194 28H195V27H194ZM194 28H193V29H194ZM197 28H198V27H197ZM201 28H202V27H201ZM229 28H230V27H229ZM239 28H240V27H239ZM244 28H245V27H244ZM253 28H254V27H253ZM253 28H252V29H253ZM148 29H150V28H148ZM165 29H166V28H165ZM169 29H170V28H169ZM205 29H206V28H205ZM211 29H212V28H211ZM222 29H223V28H222ZM226 29H227V27H226ZM226 29H225V30H226ZM237 29H238V28H237ZM255 29L257 30V28H255ZM162 30H163V29H162ZM195 30H196V29H195ZM199 30H200V29H199ZM209 30H210V29H209ZM223 30H224V29H223ZM244 30H245V29H244ZM20 31H21V30H20ZM72 31H73V30H72ZM122 31H123V30H122ZM138 31H139V30H138ZM143 31H144V30H143ZM169 31H170V30H169ZM176 31H177V29H176ZM179 31H180V30H179ZM117 32H119V31H116L115 33H117ZM147 32H148V30H147ZM157 32H158V31H157ZM159 32H161V31H159ZM204 32H205V30H204ZM211 32H213V30H212ZM223 32H224V31H223ZM234 32H235V29H234ZM240 32H241V30H240ZM254 32H255V31H254ZM259 32H260V31H259ZM259 32H258V34H259ZM88 33H89V32H88ZM121 33H122V32H121ZM141 33H142V32H141ZM144 33H145V32H144ZM163 33H165V30L163 31ZM166 33H167V32H166ZM175 33H176V32H175ZM182 33H183V31H182ZM187 33H188V32H186V34H187ZM191 33L194 34L193 31H192ZM191 33H188V34H191ZM196 33H197V31H196ZM198 33H199V32H198ZM205 33H206V32H205ZM215 33H216V32H215ZM221 33H222V32H220V34H221ZM231 33H232V32H231ZM235 33H236V32H235ZM238 33H239V31H238ZM241 33H243V32H241ZM260 33H261V32H260ZM263 33H264V32H263ZM64 34H65V33H64ZM109 34H110V33H109ZM135 34H137V33H135ZM147 34H148V33H147ZM150 34H151V33H150ZM157 34H158V33H157ZM157 34H156V35H157ZM159 34H160V33H159ZM178 34H179V32H178ZM193 34H192V37L195 36V35H193ZM203 34H204V33H203ZM203 34H202V35H203ZM207 34H208V33H207ZM220 34H219V35H220ZM233 34H234V33H233ZM246 34H248V32H247ZM253 34H254V33H253ZM261 34H262V33H261ZM3 35H4V34H3ZM88 35H89V34H88ZM137 35H138V34H137ZM139 35H140V33H139ZM142 35H143V34H142ZM142 35H141V36H142ZM152 35H153V33H152ZM179 35L182 37L181 34H179ZM202 35H199V36H202ZM212 35H213V34H212ZM212 35L210 36V38L212 37ZM219 35H218V36H219ZM230 35H231V34H230ZM102 36H103V35H102ZM145 36H147V35H145ZM173 36H174V35H173ZM187 36H188V35H187ZM190 36H191V35H189V38H191ZM196 36L198 37L197 34H196ZM208 36H209V35H207V38H209ZM214 36H215V35H214ZM228 36H229V34H228ZM237 36H239V35H237ZM237 36H236V37H237ZM241 36H242V35H241ZM241 36H240V39H241ZM246 36H247V35H246ZM258 36H260V35H258ZM261 36H263V35H261ZM261 36H260V38H261ZM80 37H81V36H80ZM88 37H89V36H88ZM161 37H162V36H161ZM171 37H172V36H171ZM171 37H170V39H171ZM247 37H248V36H247ZM249 37H251V36H249ZM8 38H9V37H8ZM99 38H100V37H99ZM156 38H157V37H156ZM168 38H169V37H168ZM173 38H174V37H173ZM175 38H176V35H175ZM187 38H188V37H187ZM194 38H195V37H194ZM194 38H193V39H194ZM199 38H200V37H199ZM203 38H204V37H203ZM215 38H217V36H216ZM221 38L223 39V36H222ZM224 38H226V36H225ZM238 38H239V37H238ZM254 38H255V37H254ZM125 39H126V38H125ZM128 39H129V38H128ZM163 39H164V38H163ZM170 39H169V40H170ZM200 39H201V38H200ZM204 39H205V38H204ZM217 39H218V38H217ZM230 39H231V38H230ZM234 39H235V38H234ZM245 39H246V38H245ZM245 39H244L243 42H245L246 40H248V39H246V40H245ZM258 39H259V38H258ZM258 39H257V40H258ZM166 40H167V39H166ZM172 40H174V39H172ZM179 40H180V39H179ZM196 40H197V39H196ZM201 40H202V39H201ZM224 40H225V39H223V42H225ZM226 40H227V39H226ZM228 40H229V39H228ZM235 40H236V39H235ZM241 40H242V39H241ZM249 40H250V39H249ZM99 41H101V40H99ZM115 41H116V40H115ZM174 41H175V40H174ZM187 41H188V40H187ZM191 41L193 42L194 40H191ZM198 41H199V39H198ZM198 41H197V42H198ZM206 41H207V40H206ZM217 41H219V39H218ZM217 41H216V42H217ZM250 41H251V40H250ZM255 41H256V40H255ZM258 41H259V40H258ZM70 42H71V41H70ZM117 42H118V41H117ZM124 42H126V41H124ZM127 42H128V40H127ZM130 42H131V41H130ZM189 42H190V41H189ZM189 42H188V43H189ZM192 42H190V44H191ZM195 42H196V41H194V44H195ZM211 42H212V41H211ZM211 42H210V43H211ZM223 42L220 41V44H223ZM232 42H233V41H232ZM236 42H237V41H236ZM241 42H242V41H241ZM243 42H242V43H243ZM247 42H248V41H247ZM256 42H257V41H256ZM261 42H262V41H261ZM121 43H123V41H122ZM135 43H136V42H135ZM176 43H177V41H176ZM183 43H184V41H183ZM188 43L186 42V45H187V46H189V47H190L191 45L194 46V44H191V45H190V44H188ZM226 43H227V41H226ZM238 43H239V42H238ZM238 43H237V44H238ZM242 43H241V44H242ZM259 43H260V41H259ZM111 44H113V43H111ZM138 44H139V43H138ZM138 44H137V45H138ZM163 44H164V43H163ZM202 44H203V43H202ZM205 44H206V46H207V43H205ZM212 44H213V42H212ZM218 44H219V43H218ZM227 44H228V43H227ZM237 44H236V45H237ZM249 44H250V43L248 42V45H249ZM254 44H255V43H254ZM100 45H101V44H100ZM102 45H103V44H102ZM125 45H126V43H125ZM131 45H132V43H131ZM173 45H174V44H173ZM182 45H183V44L181 43L180 46H182ZM184 45H185V44H184ZM213 45H214V44H213ZM236 45H235V46H236ZM238 45H239V44H238ZM250 45H251V44H250ZM256 45H257V44H256ZM256 45H254V47H255ZM262 45H263V44H262ZM64 46H65V45H64ZM98 46H99V45H98ZM105 46H106V45H105ZM140 46H141V45H140ZM152 46H153V45H152ZM176 46H177V45H176ZM196 46H197V45H195V47H196ZM232 46H234V45L232 44ZM243 46H245V44H243L242 47H243ZM251 46H252V45H251ZM259 46H260V45H259ZM117 47H118V46H117ZM119 47H120V46H119ZM123 47H124V46H123ZM141 47H142V46H141ZM153 47H154V46H153ZM158 47H159V45H158ZM178 47H179V45H178ZM201 47H202V45H201ZM213 47H214V46H213ZM224 47H225V45H224ZM236 47H237V46H236ZM238 47H239V46H238ZM254 47H253V48H254ZM257 47H258V45H257ZM257 47H256V49L258 50ZM90 48H91V47H90ZM112 48H114V47H112ZM131 48H132V47H131ZM133 48H134V47H133ZM151 48H152V47H150V48L148 47V49H151ZM176 48H177V47H176ZM179 48H180V47H179ZM202 48H203V47H202ZM206 48H207V47H206ZM225 48H226V47H225ZM227 48H228V47H227ZM246 48H247V47H246ZM249 48H250V47H249ZM87 49H88V48H87ZM115 49H116V48H115ZM128 49H129V48H128ZM135 49H136V48H135ZM137 49H138V47H137ZM166 49H167V48H166ZM186 49H187V48H186ZM196 49H197V48H196ZM198 49H200V50H204V49H201V48H200V43L198 44ZM208 49H209V48H208ZM212 49H213V48H212ZM215 49H217V48H215ZM244 49H245V47H244ZM262 49H263V48H261V49L259 48V50H261V51H262ZM108 50H109V49H108ZM116 50H117V49H116ZM122 50H123V49H122ZM144 50H145V49H144ZM173 50H174V49H173ZM188 50H189V48H188ZM205 50H206V49H205ZM210 50H211V49H210ZM226 50H227V49H226ZM237 50H238V49H237ZM103 51H104V50H103ZM109 51H110V50H109ZM111 51H112V50H111ZM113 51H114V50H113ZM117 51H118V50H117ZM130 51H131V50H130ZM137 51H138V50H137ZM140 51H141V49H140ZM168 51H169V50H168ZM192 51H193V49H192ZM216 51H217V50H216ZM223 51H224V50H223ZM240 51H243V50H240ZM261 51H260V52H261ZM263 51H264V50H263ZM263 51H262V52H263ZM106 52H107V50H106ZM106 52H104V53H106ZM149 52H151V51H149ZM153 52H155V51H153ZM169 52H170V51H169ZM172 52H173V51H172ZM190 52H191V51H190ZM194 52H195V51H194ZM194 52H193V53H194ZM205 52L208 53V51H205ZM205 52H204V53H205ZM212 52H213V51H212ZM231 52H232V51H231ZM237 52H238V51H237ZM246 52H247V51H246ZM257 52H258V51H257ZM257 52H256V54H257ZM83 53H84V52H83ZM101 53H102V51H101ZM109 53H110V52H109ZM126 53H127V52H126ZM151 53H152V52H151ZM156 53H157V51H156ZM156 53H155V54H156ZM161 53H162V52H161ZM174 53H175V52H174ZM201 53H202V52H200V54H201ZM209 53H210V52H209ZM228 53H229V52H228ZM232 53H233V52H232ZM244 53H245V52H244ZM263 53H264V52H263ZM59 54H60V53H59ZM115 54H116V53H115ZM131 54H132V53H131ZM137 54H138V52H137ZM147 54H148V53H147ZM155 54H154V55H155ZM162 54H163V53H162ZM182 54H183V53H182ZM185 54H186V53H185ZM190 54H192V53H190ZM230 54H231V53H230ZM237 54H238V53H237ZM245 54H246V53H245ZM249 54H250V53H249ZM256 54H255V56H256ZM261 54H262V53H261ZM48 55H49V54H48ZM60 55H61V54H60ZM103 55H104V54H103ZM149 55H150V54H149ZM154 55H153V56H154ZM166 55H167V54H166ZM195 55H196V54H194V56H195ZM202 55H205V54H202ZM207 55H208V54H207ZM207 55H206V56H207ZM211 55H212V54H211ZM215 55H216V54H215ZM232 55H233V54H232ZM257 55H258V54H257ZM49 56L51 57V55H49ZM106 56H107V54H106ZM111 56H112V55H111ZM116 56H117V55H116ZM122 56H123V55H122ZM140 56H141V55H140ZM140 56H139V57H140ZM159 56H160V55H159ZM180 56L182 57L181 54H180ZM216 56H217V55H216ZM244 56H245V55H244ZM246 56H247V54H246ZM258 56H260V54H259ZM40 57H41V56H40ZM99 57H100V56H99ZM127 57H128V56H127ZM161 57H163V56H161ZM178 57H179V56H178ZM195 57H196V56H195ZM195 57H194V58H195ZM204 57H205V56H204ZM228 57H229V54H228ZM228 57H227V58H228ZM230 57L232 58V56H230ZM237 57H238V56H237ZM250 57H251V56H250ZM256 57H257V56H256ZM31 58H32V57H31ZM51 58H52V57H51ZM110 58H111V57H110ZM112 58H113V56H112ZM132 58H134V57H132ZM148 58H150V57L148 56ZM157 58H158V57H157ZM165 58H166V57H165ZM187 58H188V57H187ZM189 58H190V56H189ZM218 58H219V57H218ZM227 58H226V59H227ZM233 58H234V57H233ZM233 58H232V60H233ZM245 58H246V57H245ZM247 58H249V56H248ZM252 58H254V57L252 56ZM17 59H18V58H17ZM45 59H47V58H45ZM100 59H102V58H100ZM123 59H124V58H123ZM127 59H128V58H127ZM134 59H135V58H134ZM161 59H162V58H161ZM163 59H164V58H163ZM168 59H169V57H168ZM178 59H179V58H178ZM185 59H186V58H185ZM206 59H207V58H206ZM209 59H210V58H209ZM219 59H221V58H219ZM235 59H236V58H235ZM238 59L240 60V58H238ZM238 59H237V60H238ZM260 59H261V58H260ZM21 60H22V59H21ZM21 60H20V61H21ZM47 60H48V59H47ZM52 60H53V59H52ZM115 60H116V59H115ZM151 60H152V59H151ZM156 60H157V59H156ZM164 60L167 61L166 59H164ZM189 60H191V58H190ZM200 60H201V59H200ZM200 60H197V61H200ZM204 60H205V58H204ZM232 60H231V61H232ZM243 60H244V59H243ZM245 60H246V59H245ZM248 60H249V59H248ZM254 60H255V59H254ZM49 61H50V60H49ZM70 61H71V59H70ZM108 61H109V60H108ZM118 61H119V60H118ZM118 61H117V62H118ZM120 61H121V60H120ZM120 61H119V62H120ZM136 61H137V60H136ZM136 61H135V62H136ZM152 61H153V60H152ZM157 61H158V60H157ZM161 61H162V60H161ZM171 61H172V60H171ZM185 61H186V60H185ZM202 61H203V60H202ZM227 61H228V60H227ZM231 61H230V62H231ZM250 61H251V60H250ZM250 61H248V62H250ZM22 62H23V61H22ZM53 62H54V61H53ZM59 62H60V61H59ZM62 62H63V61H62ZM109 62H110V61H109ZM122 62H123V61H122ZM124 62H125V61H124ZM126 62H127V61H126ZM137 62H138V61H137ZM159 62H160V61H159ZM163 62H164V61H163ZM206 62H207V61H206ZM241 62H242V61H241ZM244 62H245V61H244ZM56 63H57V62H56ZM72 63H73V62H72ZM113 63H115V62H113ZM113 63H112V64H113ZM149 63H150V62H149ZM157 63H158V62H157ZM161 63H162V62H161ZM236 63L238 64V62H236ZM246 63H247V62H246ZM98 64H99V63H98ZM118 64H119V63H118ZM118 64H117V65H118ZM130 64H131V63H130ZM137 64H138V63H137ZM162 64H163V63H162ZM162 64H160V67H162V66H161ZM239 64H240V66L242 67V64H241V63H239ZM252 64H253V63H252ZM24 65H25V64H24ZM60 65H61V63H60ZM62 65H63V64H62ZM68 65H70V63H69ZM79 65H80V64H79ZM123 65H124V64H123ZM138 65H139V64H138ZM153 65H154V64H153ZM158 65H159V63H158ZM166 65H167V64H166ZM168 65H169V64H168ZM170 65H171V64H170ZM170 65H169V66H170ZM186 65H187V64H186ZM255 65H256V64H255ZM112 66H113V65H112ZM114 66H115V64H114ZM114 66H113V67H114ZM134 66H135V64H134ZM136 66H137V65H136ZM139 66H140V65H139ZM151 66H152V65H151ZM169 66H168V67H169ZM188 66H189V64H188ZM213 66H214V65H213ZM238 66H239V65H238ZM240 66H239V67H240ZM248 66H249V65H248ZM11 67H13V66H11ZM23 67H24V66H23ZM34 67L36 68L35 65H34ZM64 67H65V66H64ZM66 67H67V66H66ZM129 67H130V66H129ZM156 67H157V66H156ZM156 67H155V68H156ZM231 67H232V66H231ZM262 67H263V66H262ZM262 67H261V68H262ZM24 68H25V67H24ZM38 68H39V67H38ZM68 68H69V67H68ZM70 68H71V67H70ZM116 68H117V67H116ZM116 68H115V69H116ZM132 68H133V67H132ZM132 68H131V69H132ZM189 68H190V66H189ZM233 68H234V66L232 67V69H233ZM235 68H236V67H235ZM251 68H252V67H251ZM256 68H257V67H256ZM10 69H12V68H10ZM26 69H27V68H26ZM98 69H99V68H98ZM120 69H122V68L120 67ZM127 69H128V68H127ZM127 69H124V70H127ZM156 69H157V68H156ZM161 69H162V68H161ZM215 69H216V68H215ZM240 69H241V68H240ZM240 69H239V70H240ZM259 69H260V68H259ZM32 70H33V69H32ZM38 70H39V69H38ZM67 70H68V69H67ZM71 70H72V69H71ZM118 70H119V69H118ZM122 70H123V69H122ZM129 70H130V69H129ZM159 70H160V69H159ZM188 70H189V69H188ZM236 70H238V69H236ZM260 70H261V69H260ZM93 71H94V70H92V72H93ZM95 71H96V73H97L98 70L96 69ZM225 71H226V69H225ZM233 71H234V69H233ZM233 71H232V72H233ZM254 71H255V70H254ZM256 71H257V70H256ZM10 72H11V71H10ZM70 72H71V71H70ZM70 72H69V74H70ZM77 72H79V71H77ZM100 72H101V71H100ZM164 72H166V71H164ZM164 72H163V74H164ZM174 72H175V71H174ZM182 72H183V71H182ZM80 73H81V72H80ZM80 73H79V74H80ZM93 73H94V72H93ZM110 73H112V71H110ZM114 73H115V72H114ZM124 73H125V72H124ZM137 73H138V72H137ZM170 73H171V72H170ZM170 73H169V75L174 74L173 72H172L171 74H170ZM188 73H189V72H188ZM206 73H207V72H206ZM236 73H238V72H236ZM240 73H241V71H240ZM243 73H244V72H243ZM260 73H261V72H260ZM260 73H259V75H260ZM31 74H32V73H31ZM37 74H39V73H37ZM48 74H49V73H48ZM48 74H47V75H48ZM67 74H68V73H67ZM90 74H91V73H90ZM143 74H144V73H143ZM145 74H146V73H145ZM145 74H144V75H145ZM166 74H167V73H166ZM49 75H50V74H49ZM91 75H92V74H91ZM99 75L101 76V73H99ZM117 75H118V74H117ZM131 75H132V74H131ZM133 75H134V74H133ZM175 75H176V74H175ZM246 75H248V74H246ZM3 76H4V75H3ZM3 76H2V77H3ZM37 76H38V75H37ZM83 76H84V75H83ZM92 76H93V75H92ZM94 76H95V75H94ZM100 76H99V77H100ZM111 76H112V75H111ZM115 76H116V75H115ZM120 76H121V74H120ZM122 76H123V75H122ZM146 76H147V75H146ZM161 76H162V75H161ZM167 76H168V74H167ZM172 76H173V75H172ZM226 76H227V75H226ZM237 76H238V74H237ZM44 77H45V75H44ZM47 77H48V76H47ZM62 77H63V76H62ZM95 77H96V76H95ZM99 77H97L96 79H98ZM112 77H113V76H112ZM156 77H157V75H156ZM184 77H185V76H184ZM193 77H194V76H193ZM195 77H196V76H195ZM234 77H235V73H234ZM234 77H233V78H234ZM238 77H239V76H238ZM242 77H243V75H242ZM249 77H251V76H249ZM249 77L247 76L246 78H249ZM12 78H13V77H12ZM52 78H53V77H52ZM57 78H58V77H57ZM60 78H61V77H60ZM63 78H64V77H63ZM63 78H62V79H63ZM90 78H91V77H90ZM101 78H103V75L101 76ZM101 78H99V79H101ZM105 78H106V77H105ZM105 78H104V79H105ZM109 78H110V77H109ZM118 78H119V76H118ZM123 78H124V76H123ZM128 78H129V77H128ZM157 78H158V77H157ZM157 78H156V79H157ZM185 78H186V77H185ZM199 78H200V77H199ZM203 78H204V77H203ZM239 78H241V77H239ZM239 78H237V79H239ZM2 79H3V78H2ZM71 79H72V78H71ZM77 79H78V78H77ZM96 79L94 78V81H95V82H96ZM116 79H117V78H116ZM120 79H121V78H120ZM129 79H130V78H129ZM144 79H145V76H144ZM249 79H250V78H249ZM259 79H260V78H259ZM263 79H264V78H263ZM51 80H52V79H51ZM56 80H57V79H56ZM58 80H59V79H58ZM63 80H64V79H63ZM91 80H92V79H91ZM106 80H107V79H105V81H106ZM112 80H113V79H112ZM204 80H205V79H204ZM49 81H50V80H49ZM78 81L80 82V80H78ZM108 81H109V80H108ZM113 81H114V80H113ZM113 81H111V83H112ZM124 81H125V80H124ZM140 81H141V80H140ZM140 81H139V82H140ZM142 81H143V80H142ZM158 81H160V80H158ZM162 81H163V80H162ZM167 81H168V80H167ZM180 81H181V80H180ZM183 81H184V80H183ZM185 81H186V80H185ZM192 81H193V80H192ZM205 81H208V80H205ZM236 81H237V80H236ZM238 81H239V80H238ZM245 81H246V80H245ZM256 81H257V80H256ZM262 81H263V80H262ZM44 82H45V81H44ZM57 82H58V81H57ZM59 82H60V81H59ZM66 82H67V80H66ZM95 82H94V83H95ZM97 82H99V80H98ZM119 82H120V81H118V84H119ZM126 82H127V81H126ZM128 82H129V80H128ZM139 82H138V83H139ZM143 82H144V81H143ZM154 82H155V81H154ZM174 82H177L176 79H175ZM174 82H173V84H174ZM181 82H182V81H181ZM195 82H196V81H195ZM210 82H211V81H210ZM227 82H228V81H227ZM227 82H225V83H227ZM53 83H54V82H53ZM67 83H68V82H67ZM70 83H71V82H70ZM81 83H82V81H81ZM87 83H88V81H87ZM103 83H104V82H103ZM111 83H110V84H111ZM148 83H149V82H148ZM161 83H163V82H161ZM169 83H170V81L168 82V84H169ZM183 83H184V82H183ZM205 83H206V82H205ZM220 83H221V81H220ZM246 83H247V81H246ZM254 83H255V82H254ZM258 83H259V82H258ZM263 83H264V82H263ZM48 84H49V83H48ZM65 84H66V83H65ZM146 84H147V83H146ZM200 84H201V83H200ZM249 84H250V83H249ZM53 85H54V84H53ZM53 85H52V86H53ZM61 85H62V83H61ZM68 85H69V84H68ZM73 85H74V83H73ZM81 85H82V84H81ZM86 85H87V84H86ZM98 85H99V86H100V85L103 86V84H98ZM105 85H106V84H105ZM112 85H113V84H112ZM124 85H125V84H124ZM140 85H141V84H140ZM144 85H145V83H144ZM191 85H192V84H191ZM197 85H198V84H197ZM197 85H195V87H196ZM201 85H202V84H201ZM206 85H207V83H206ZM210 85H211V83H210ZM220 85H221V84H220ZM227 85H228V84H227ZM240 85H241V84H240ZM240 85H239V86H240ZM254 85H255V84H254ZM62 86H63V85H62ZM65 86H66V85H65ZM74 86H75V85H74ZM106 86H107V85H106ZM108 86H109V85H108ZM110 86H111V85H110ZM113 86H114V85H113ZM146 86H148V85H146ZM218 86H219V83H218ZM218 86H217V88H219ZM223 86H224V85H223ZM225 86H226V85H225ZM228 86H229V85H228ZM242 86H243V85H242ZM247 86L249 87V85H247ZM56 87H57V84H56L55 88H56ZM59 87H60V86H59ZM87 87H89V83H88V86H87ZM111 87H112V86H111ZM140 87H141V86H140ZM142 87H143V85H142ZM153 87H154V86H153ZM161 87H162V86H161ZM200 87H201V86H200ZM202 87H203V86H202ZM202 87H201V88H202ZM215 87H216V86H215ZM215 87H214V88H215ZM221 87H222V86H221ZM230 87H231V86H230ZM230 87H229V88H230ZM237 87H238V86H236V88H237ZM251 87H252V85H251ZM251 87H250L249 89H251ZM24 88H25V87H24ZM42 88H43V87H42ZM44 88H46V87H44ZM52 88H53V87H52ZM67 88H68V87H67ZM72 88H73V87H72ZM80 88H81V87H80ZM93 88H95V87H93ZM118 88H119V87H118ZM138 88H139V87H138ZM150 88H151V87H150ZM156 88H157V87H156ZM163 88H164V87H163ZM167 88H168V87H167ZM173 88H174V87H173ZM196 88H198V87H196ZM205 88H206V86H205ZM231 88H233V87H231ZM234 88H235V87H234ZM238 88H240V87H238ZM257 88H258V87H257ZM34 89H35V88H34ZM57 89H58V88H57ZM81 89H82V88H81ZM90 89H91V88H90ZM108 89H109V88H108ZM110 89H111V88H110ZM113 89H114V88H113ZM113 89H112V90H113ZM115 89H116V88H115ZM141 89H142V88H141ZM141 89H140V90H141ZM148 89H149V88H148ZM148 89H147V90H148ZM152 89H154V88H152ZM164 89H166V85H165V88H164ZM171 89H172V88H171ZM171 89H170V90H171ZM179 89H180V88H179ZM194 89H195V88H194ZM221 89H222V91H224L223 88H221ZM226 89H227V88H226ZM26 90H28V89H26ZM47 90H48V89H47ZM59 90H60V89H59ZM78 90H79V89H78ZM84 90H85V88H84ZM97 90H98V89H97ZM106 90H107V89H106ZM118 90H119V89H118ZM138 90H139V89H138ZM144 90H145V87L143 88L142 91H144ZM150 90H151V89H150ZM162 90H163V89H161V91H162ZM172 90H173V89H172ZM180 90H181V89H180ZM205 90H206V89H205ZM211 90H212V89H211ZM213 90L215 91V89H213ZM231 90H232V92H233L234 89H231ZM231 90H230V91H231ZM240 90H241V89H240ZM247 90H248V89H247ZM258 90H261V89H258ZM38 91H39V90H38ZM72 91H73V89L71 90V92H72ZM90 91H91V90H90ZM107 91H108V90H107ZM107 91H106V92H107ZM110 91H111V90H110ZM158 91H159V90H158ZM173 91H174V90H173ZM220 91H221V90H220ZM225 91H227V90H225ZM244 91H245V90H244ZM254 91H255V90H254ZM262 91H263V88H262ZM60 92H61V91H60ZM62 92H63V91H62ZM73 92H74V91H73ZM73 92H72V93H73ZM88 92H89V91H88ZM91 92H92V91H91ZM97 92H98V91H97ZM102 92H103V91H102ZM134 92H135V91H134ZM144 92L146 93V91H144ZM144 92H143V93H144ZM155 92H156V91H155ZM155 92H154V93H155ZM163 92H164V91H163ZM180 92L182 93V91H180ZM197 92H198V91H197ZM201 92H204V91H201ZM228 92H229V91H228ZM252 92H253V91H252ZM255 92L257 93V91H255ZM44 93H45V92H44ZM54 93H55V92H54ZM98 93H99V92H98ZM109 93H110V92H109ZM165 93H166V92H165ZM172 93H173V92H172ZM247 93H248V92H247ZM253 93H254V92H253ZM7 94H8V93H7ZM93 94H94V93H93ZM95 94H96V93H95ZM113 94H114V93H113ZM135 94H136V93H135ZM213 94H214V92H213ZM213 94H212V95H213ZM221 94H223V93H221ZM228 94H229V93H228ZM230 94H231V93H230ZM230 94H229V95H230ZM245 94H246V93H245ZM30 95H31V94H30ZM46 95H49V94H46ZM50 95H51V94H50ZM82 95H84V93H83ZM82 95H81V96H82ZM99 95H100V94H99ZM109 95H111V93H110ZM146 95H147V93H146ZM161 95H162V93H161ZM164 95H165V94H164ZM201 95H202V94H201ZM232 95H233V94H232ZM9 96H10V95H9ZM15 96H16V95H15ZM35 96H36V95H35ZM37 96H38V95H37ZM41 96H42V95H41ZM55 96H56V95H55ZM57 96H58V95H57ZM63 96H64V94H63ZM75 96H76V95H75ZM84 96H86V95H84ZM91 96H92V95H91ZM93 96H95V95H93ZM93 96H92V97H93ZM137 96H138V95H137ZM140 96H141V95H140ZM148 96H149V95H148ZM166 96H167V93H166ZM166 96H163V98H165ZM169 96H170V94H169ZM209 96H210V94H209ZM221 96H224L223 98H226L224 94L221 95ZM239 96H240V95H239ZM246 96H247V95H246ZM246 96H244V97H246ZM255 96H256V95H255ZM263 96H264V95H263ZM50 97H51V96H50ZM64 97H65V96H64ZM99 97H100V96H99ZM124 97H125V95H124ZM144 97H145V96H144ZM159 97H160V96H159ZM167 97H168V96H167ZM171 97L173 98V96H171ZM227 97H228V96H227ZM250 97H251V96H250ZM259 97H260V96H259ZM261 97H262V96H261ZM261 97H260V99H261ZM32 98H33V97H32ZM36 98H37V97H36ZM36 98H35V99H36ZM58 98H59V97H58ZM58 98H57V99H58ZM70 98H71V97H70ZM72 98H73V97H72ZM140 98H141V97H140ZM168 98H169V97H168ZM177 98H178V97H177ZM217 98H218V96H217ZM231 98H232V97H231ZM234 98H236V97H234ZM237 98H238V97H237ZM252 98H253V97H252ZM255 98H257V97H255ZM9 99H10V98H9ZM52 99H53V98H52ZM93 99H94V98H93ZM104 99H105V98H104ZM125 99H126V97H125ZM149 99H150V97H149ZM152 99L154 100V97H153ZM157 99H158V97H157ZM160 99H161V98H160ZM160 99H158V100H160ZM170 99H171V98H170ZM187 99H188V98H187ZM191 99H192V98H191ZM204 99H205V98H204ZM221 99H222V98H221ZM226 99H227V98H226ZM257 99H259V98H257ZM2 100H3V96H2ZM18 100L20 101V99H18ZM25 100H26V99H25ZM37 100H38V99H37ZM50 100H51V99H50ZM72 100H73V99H72ZM87 100H88V99H87ZM101 100H103V99H101ZM105 100H106V99H105ZM113 100H114V99H113ZM117 100H118V99H117ZM146 100H147V97H146ZM164 100H165V99H164ZM219 100H220V99H219ZM228 100H229V99H228ZM232 100H233V99H232ZM238 100H239V98H238ZM240 100H241V99H240ZM250 100H251V99H250ZM253 100H254V98H253ZM19 101H18V103H19ZM26 101H27V100H26ZM61 101H62V100H61ZM67 101H68V100H67ZM73 101H74V100H73ZM78 101H79V100H78ZM94 101H95V99H94ZM98 101H99V100H98ZM124 101H126V100H124ZM172 101H173V100H172ZM192 101H194V100H192ZM210 101H211V100H210ZM221 101H223V100H221ZM224 101H225V100H224ZM234 101H235V99H234ZM101 102H102V101H101ZM101 102H99V103H101ZM112 102H114V101H112ZM112 102H110V103H112ZM167 102L169 103V101H167ZM226 102H227L228 104H230L228 101H226ZM231 102H232V101H231ZM239 102H240V101H239ZM242 102H243V101H242ZM252 102H254V101H252ZM1 103H2V102H1ZM15 103H16V102H15ZM25 103H26V102H25ZM52 103H53V102H52ZM55 103H56V102H55ZM88 103H90V102H88ZM103 103H104V102H103ZM140 103H141V102H140ZM140 103H139V104H140ZM162 103H163V102H162ZM164 103H165V101H164ZM178 103L181 104V102H178ZM182 103H183V102H182ZM28 104H29V102H28ZM32 104H33V103H32ZM42 104H43V103H42ZM45 104H46V103H45ZM47 104H48V103H47ZM108 104H109V103H108ZM114 104H115V103H114ZM143 104H144V103H143ZM145 104H146V103H145ZM158 104H159V103H158ZM186 104L188 105L189 103L187 102ZM228 104H227V105H228ZM237 104H238V103H237ZM242 104H243V103H242ZM49 105H50V104H49ZM111 105H113V104H111ZM169 105H170V103H169ZM198 105H199V104H198ZM207 105H208V104H207ZM225 105H226V104H225ZM230 105H231V104H230ZM230 105H228V106H230ZM243 105H244V104H243ZM254 105H255V104H254ZM28 106H29V105H28ZM50 106H51V105H50ZM94 106H95V105H94ZM143 106H144V105H143ZM146 106H147V104H146ZM156 106H157V105H156ZM156 106H155V107H156ZM190 106H191V105H190ZM232 106H233V105H232ZM235 106H236V105H235ZM12 107H13V106H12ZM36 107H37V105H36ZM48 107H49V106H48ZM57 107H59V105H57ZM89 107H90V106H89ZM104 107H105V106H104ZM107 107H109V106H107ZM135 107H136V106H135ZM180 107H183V106L181 105ZM184 107H185V106H184ZM195 107H196V105H195ZM201 107H202V106H201ZM206 107H207V106H206ZM209 107H210V104H209ZM240 107H241V106H240ZM247 107H249V106H247ZM253 107H254V106H253ZM2 108H3V107H2ZM17 108H18V107H17ZM29 108H31V106H30ZM29 108H28V109H29ZM32 108H33V107H32ZM41 108H43V107H41ZM80 108H81V107H80ZM137 108H138V107H137ZM149 108H150V107H149ZM160 108H161V107H160V104H159V109H160ZM168 108H169V107H168ZM189 108H190V107H189ZM230 108H231V107H230ZM234 108H235V107H234ZM237 108H238V107H237ZM59 109H60V108H59ZM69 109H70V108H69ZM105 109H107V108H105ZM108 109H109V108H108ZM141 109H142V108H141ZM151 109H153V107H152ZM155 109H156V108H155ZM179 109H181V108H179ZM184 109H185V108H182V110H184ZM187 109H188V108H187ZM205 109H206V108H205ZM209 109H210V108H209ZM223 109H224V108H223ZM238 109H239V108H238ZM254 109H255V108H254ZM8 110H9V109H8ZM17 110H18V109H17ZM20 110H21V109H20ZM24 110H26V109H24ZM24 110H22V111L24 112ZM32 110H33V109H32ZM40 110L43 111V109H40ZM91 110H92V109H91ZM132 110H133V109H132ZM171 110H172V109H171ZM194 110H195V109H194ZM197 110H198V109H197ZM202 110H203V109H202ZM234 110H235V109H234ZM258 110H259V109H258ZM5 111H6V110H5ZM10 111H11V109H10ZM36 111H37V109H36ZM67 111H68V110H67ZM67 111H66V112H67ZM117 111H118V110H117ZM128 111H129V110H128ZM178 111H179V110H178ZM178 111H177V112H178ZM198 111H199V110H198ZM209 111H210V110H209ZM239 111H240V110H239ZM244 111H245V110H244ZM247 111H249V110H246V112H247ZM259 111H260V110H259ZM259 111H258V113H260ZM7 112H8V111H7ZM13 112H14V111H13ZM27 112H28V111H27ZM29 112H30V111H29ZM91 112H92V111L89 112V115L91 114ZM93 112H94V111H93ZM100 112H101V111H100ZM134 112H135V111H134ZM143 112H144V110H143ZM149 112L151 113V111H149ZM171 112L173 113V111H171ZM171 112H170V113H171ZM182 112H184V111H182ZM213 112H214V111H213ZM250 112H251V111H250ZM262 112H263V111H262ZM30 113H31V112H30ZM38 113H39V112H38ZM68 113H69V112H68ZM126 113H127V112H126ZM153 113H154V112H153ZM164 113H165V112H164ZM175 113H176V112H175ZM175 113H174V114H175ZM180 113H181V112H180ZM201 113H202V112H201ZM204 113H205V111H204ZM222 113H223V112H222ZM253 113H254V112H253ZM6 114H7V113H6ZM11 114H12V113H11ZM47 114H48V113H47ZM61 114H62V113H61ZM66 114H67V113H66ZM76 114H77V113H76ZM103 114H104V113H103ZM103 114H102V116H103ZM106 114H107V113H106ZM109 114H110V113H109ZM124 114H125V113H124ZM154 114H155V113H154ZM168 114H169V113H168ZM168 114H166V115H168ZM193 114H194V113H193ZM198 114H199V113H198ZM198 114H197V115H198ZM213 114H214V113H213ZM229 114H230V113H229ZM243 114H244V113H243ZM243 114H242V116H243ZM255 114H257V113H255ZM12 115H13V114H12ZM18 115H19V113H18ZM24 115H25V114H24ZM30 115H31V114H30ZM35 115H36V114H35ZM35 115H34V116H35ZM37 115H38V114H37ZM54 115H55V114H54ZM74 115H75V114H74ZM94 115H95V114H94ZM100 115H101V114H100ZM107 115H108V114H107ZM155 115H156V114H155ZM180 115H181V114H180ZM180 115H179V116H180ZM184 115H185V114H184ZM200 115H201V114H200ZM226 115H227V114H226ZM230 115H231V114H230ZM244 115H245V114H244ZM247 115H248V114H247ZM259 115H260V114H259ZM22 116H23V115H22ZM26 116H27V115H26ZM32 116H33V115H32ZM48 116H51V115L48 114ZM62 116H63V115H62ZM97 116H98V115H97ZM105 116H106V115H105ZM133 116H134V115H133ZM139 116H140V115H139ZM149 116H150V115H149ZM156 116H157V115H156ZM168 116H170V115H168ZM168 116H167V117H168ZM192 116H193V115H192ZM194 116H195V115H194ZM198 116H199V115H198ZM201 116H202V115H201ZM213 116H214V115H213ZM248 116H249V115H248ZM257 116H258V114H257ZM35 117H36V116H35ZM64 117L66 118L67 116H64ZM64 117H63V118H64ZM73 117H74V116H73ZM77 117H78V116H77ZM103 117H104V116H103ZM131 117H132V116H131ZM164 117H165V116H164ZM174 117H175V115H174ZM180 117H181V116H180ZM180 117H179V118H180ZM203 117H204V116H203ZM208 117H209V116H208ZM214 117H215V116H214ZM232 117H233V115H232ZM235 117H236V116H235ZM263 117H264V116H263ZM45 118H47V117H45ZM125 118H126V117H125ZM161 118H162V117H161ZM176 118H177V117H176ZM193 118H194V117H193ZM201 118H202V117H201ZM216 118H217V117H216ZM226 118H227V117H226ZM226 118H225V119H226ZM236 118H237V117H236ZM236 118H235V119H236ZM244 118H245V117H244ZM248 118H249V117H248ZM19 119H20V118H19ZM29 119H30V118H29ZM58 119H59V117H58ZM71 119H72V118H71ZM74 119H77V118L75 117ZM173 119L176 120V122H178L177 119H175V118H173ZM187 119H188V118H187ZM190 119H192V118L190 117ZM197 119H198V118L196 117V120H197ZM238 119H240V117H238ZM238 119H237V120H238ZM254 119H255V117H254ZM254 119H253V120H254ZM256 119H257V118H256ZM38 120H40L39 117H38ZM38 120H37V121H38ZM48 120H49V119H48ZM104 120H105V119H104ZM116 120H117V119H116ZM124 120H125V119H124ZM138 120H140V119H138ZM157 120H158V119H157ZM159 120H160V119H159ZM164 120H165V119H164ZM169 120H170V119H169ZM171 120H172V118H171ZM184 120H185V119H184ZM200 120H201V119H200ZM230 120H231V119H230ZM241 120H242V118H241ZM241 120H240V121H241ZM250 120H251V118H250ZM51 121H52V119H51ZM61 121H62V120H61ZM64 121H66V120H64ZM72 121H73V120H72ZM74 121H75V120H74ZM74 121H73V122H74ZM106 121H107V120H106ZM143 121H144V120H143ZM148 121H149V120H148ZM161 121H162V120H161ZM161 121H160V122H161ZM166 121H167V120H166ZM201 121H202V120H201ZM209 121H210V119H209ZM209 121H208V122H209ZM217 121H218V120H217ZM221 121H222V120H221ZM235 121H236V120H235ZM45 122H46V121H45ZM53 122H54V121H53ZM66 122H67V121H66ZM66 122H65V124H66ZM78 122H80V121H78ZM122 122H123V121H122ZM167 122H168V121H167ZM198 122H199V121H198ZM198 122H197V123H198ZM242 122H243V121H242ZM247 122H250V121H247ZM254 122H255V121H254ZM254 122H253V124H254ZM27 123H28V122H27ZM46 123H47V122H46ZM69 123H70V122H69ZM139 123H140V122H139ZM168 123H169V122H168ZM184 123H185V122H184ZM197 123H196V124H197ZM233 123H234V122H233ZM240 123H241V122H240ZM244 123H246V122L244 121ZM53 124H54V123H53ZM63 124H64V123H63ZM67 124H68V123H67ZM108 124H109V123H108ZM147 124H148V123H147ZM166 124H167V123H166ZM191 124H192V123H191ZM198 124H199V123H198ZM200 124H201V122H200ZM202 124H203V123H202ZM210 124H211V123H210ZM226 124H227V123H226ZM235 124H236V123H235ZM238 124H239V123H238ZM36 125H37V124H36ZM43 125H44V124H43ZM49 125H50V124H49ZM54 125H55V124H54ZM70 125H72V124L70 123ZM136 125H137V124H136ZM142 125H143V124H142ZM163 125H164V124H163ZM169 125H170V124H169ZM179 125H180V122H179V124H178V127H179ZM186 125H187V124H186ZM223 125H224V124H223ZM227 125H228V124H227ZM245 125L247 126V124H245ZM59 126H60V125H59ZM116 126H117V125H116ZM147 126H148V125H147ZM159 126H160V125H159ZM176 126H177V124H176ZM205 126H206V125H205ZM211 126H212V125H211ZM224 126H225V125H224ZM256 126H257V125H256ZM259 126H260V125H258V127H259ZM61 127H62V126H61ZM67 127H68V129H70L72 126H70V128H69V126H67ZM174 127H175V126H174ZM188 127H189V126H188ZM188 127H187V128H188ZM225 127H226V126H225ZM248 127H249V126H248ZM13 128L16 129V127H13ZM48 128H50V127H48ZM53 128H54V127H53ZM117 128H118V127H117ZM159 128H160V127H159ZM161 128H162V127H161ZM169 128H170V127H169ZM180 128H181V127H179V129H180ZM201 128H202V127H201ZM217 128H218V127H217ZM229 128H230V127H229ZM251 128H252V127H251ZM15 129H14V130H15ZM27 129H28V128H27ZM34 129H35V128H34ZM61 129H62V128H61ZM71 129H72V128H71ZM73 129H74V128H73ZM73 129H72V130H73ZM107 129H109V128H107ZM107 129H106V130H107ZM126 129H127V128H126ZM129 129H130V128H129ZM174 129H175V128H174ZM189 129H190V128H189ZM199 129H200V128H199ZM240 129H241V128H240ZM16 130H18V129H16ZM16 130H15V131H16ZM72 130H70V132H71ZM144 130H145V129H144ZM159 130H160V129H159ZM166 130H167V129H166ZM170 130H171V129H170ZM205 130H206V129H205ZM207 130H208V129H207ZM215 130H216V129H215ZM232 130H233V129H232ZM234 130H235V128H234ZM238 130H239V129H238ZM245 130H246V129H245ZM260 130H262V129H260ZM27 131H28V130H27ZM48 131H51V128H50V130H48ZM65 131H66V130H65ZM73 131H74V130H73ZM78 131H79V130H78ZM83 131H84V133H85V130H83ZM97 131H98V130H97ZM127 131H128V130H127ZM172 131H173V130H172ZM172 131H169V132H172ZM175 131H176V129H175ZM178 131H179V130H178ZM178 131H177V132H178ZM194 131H195V130H194ZM218 131H219V130H218ZM218 131H217V132H218ZM242 131H243V130H242ZM246 131H247V130H246ZM246 131H245V132H246ZM254 131H255V130H254ZM8 132H9V131H8ZM66 132H68V130H67ZM86 132H87V131H86ZM114 132H115V131H114ZM157 132H158V131H157ZM173 132H174V131H173ZM182 132H183V131H182ZM185 132H186V131H185ZM187 132H189V131H187ZM235 132H236V131H235ZM235 132H234V133H235ZM237 132H239V131H237ZM255 132H256V131H255ZM6 133H7V132H6ZM47 133H48V132H47ZM57 133H58V132H57ZM68 133H69V132H68ZM71 133H72V132H71ZM77 133H78V132H77ZM89 133H90V132H89ZM128 133H129V132H128ZM143 133H144V132H143ZM143 133H142V134H143ZM155 133H156V132H155ZM204 133H205V132H204ZM222 133H224V132H222ZM234 133H233V134H234ZM243 133H244V132H243ZM9 134H10V132H9ZM17 134H18V133H17ZM42 134H43V133H42ZM55 134H56V133H55ZM55 134H54V135H55ZM66 134H67V133H66ZM69 134H70V133H69ZM81 134H83V133H81ZM87 134H88V132H87ZM87 134H86V135H87ZM135 134H136V133H135ZM179 134H180V132H179ZM182 134H183V133H182ZM182 134H181V135H182ZM184 134H186V133H184ZM184 134H183V135H184ZM189 134H190V133H189ZM193 134H195V133L193 132ZM198 134H199V133H198ZM200 134H201V133H200ZM205 134H206V133H205ZM205 134H204V135H205ZM215 134H216V133H215ZM244 134H245V133H244ZM251 134H252V133H251ZM262 134H263V133H262ZM37 135H38V134H37ZM49 135H51V134H49ZM73 135H74V134H73ZM88 135H89V134H88ZM127 135H128V134H127ZM152 135H153V134H152ZM176 135H177V134H176ZM183 135H182V136H183ZM208 135H209V134H208ZM238 135H239V134H238ZM238 135H236V136H238ZM245 135H246V134H245ZM247 135H248V134H247ZM255 135H256V133H255ZM3 136L5 137L6 135H3ZM35 136H36V135H35ZM35 136H34V137H35ZM55 136H56V135H55ZM67 136H68V135H67ZM70 136H71V135H70ZM75 136H77V135H75ZM79 136H81V135H79ZM83 136H85V135H83ZM138 136H139V134H138ZM141 136H142V135H141ZM154 136H155V135H154ZM160 136H162V135H160ZM163 136H164V135H163ZM194 136H195V135H194ZM200 136L202 137V135H200ZM234 136H235V134H234ZM25 137H26V136H25ZM34 137H33V138H34ZM56 137H57V136H56ZM61 137H62V135H61ZM102 137H103V136H102ZM167 137L169 138V136H167ZM174 137H175V136H174ZM184 137H185V136H184ZM196 137H197V136H196ZM205 137H206V136H205ZM207 137H208V136H207ZM217 137H218V136H217ZM226 137H227V136H226ZM256 137H257V140H258V136H256ZM5 138H6V137H5ZM21 138H22V137H21ZM40 138H41V137H40ZM81 138H83V137H81ZM90 138H91V137H90ZM94 138H95V137H94ZM160 138H161V137H160ZM176 138H177V137H176ZM185 138H187V137H185ZM190 138H191V137H190ZM190 138H189V139H190ZM198 138H199V137H198ZM210 138H211V137H210ZM220 138H221V137H220ZM220 138L217 139V140H220ZM223 138H224V137H223ZM239 138H240V136H239ZM7 139H8V138H7ZM56 139H57V138H56ZM58 139H59V138H58ZM58 139H57V140H58ZM64 139H65V138H63V140H64ZM67 139H68V138H67ZM69 139H70V138H69ZM71 139H72V137H71ZM78 139H79V137H78ZM109 139H111V138H109ZM151 139H152V138H151ZM156 139H158V138H156ZM172 139H174V138H172ZM227 139H228V137H227ZM229 139H230V138H229ZM254 139H255V138H254ZM46 140H47V139H46ZM46 140H45V141H46ZM72 140H73V139H72ZM74 140H75V139H74ZM90 140H91V139H90ZM106 140H107V139H106ZM137 140H138V139H137ZM140 140H141V139H140ZM145 140H146V139H145ZM152 140L154 141L155 139L153 138ZM160 140H161V139H160ZM180 140H181V143H182V138H181ZM180 140H179V141H180ZM203 140L206 141L205 138H204ZM222 140H223V139H222ZM225 140H226V139H225ZM246 140H247V139H246ZM255 140H256V139H255ZM14 141H15V140H14ZM93 141H94V140H93ZM104 141H105V140H104ZM104 141H103V142H104ZM142 141H143V140H142ZM150 141H151V140H150ZM158 141H159V140H158ZM187 141H188V140H187ZM201 141H202V140H201ZM210 141H212V143H213L214 140L212 139V140H210ZM226 141H227V140H226ZM226 141H225V142H226ZM259 141H260V140H259ZM262 141H264V138H263ZM35 142H36V140H35ZM82 142H83V141H82ZM103 142H102V143H103ZM105 142H106V141H105ZM109 142H110V141H109ZM154 142H155V141H154ZM154 142H153V143H154ZM176 142H177V141H176ZM176 142H175V143H176ZM184 142H185V139H184ZM206 142H207V141H206ZM218 142H219V141H218ZM223 142H224V141H223ZM228 142H231V141L229 140ZM240 142H241V140H240ZM254 142H256V141H254ZM254 142H253V143H254ZM7 143H8V142H7ZM45 143H46V142H45ZM50 143H51V142H50ZM74 143H76V142H74ZM80 143H81V142H80ZM85 143H86V142H85ZM112 143H113V142H112ZM127 143H128V142H127ZM167 143H168V141H167ZM171 143H172V142H171ZM177 143H178V142H177ZM191 143H192V142H191ZM196 143H197V141H196ZM198 143H199V141H198ZM198 143H197V144H198ZM210 143H211V142H210ZM231 143H232V142H231ZM235 143H236V142H235ZM256 143H257V142H256ZM256 143H255V144H256ZM258 143H259V142H258ZM261 143H262V142H261ZM9 144H10V143H9ZM65 144H66V143H65ZM105 144H106V143H105ZM115 144H116V143H115ZM135 144H136V143H135ZM150 144H151V143H150ZM169 144H170V143H169ZM189 144H190V143H189ZM202 144H203V143H202ZM216 144H217V143H216ZM219 144H220V143H219ZM224 144H226V143H224ZM228 144H229V143H228ZM10 145H11V144H10ZM42 145H43V144H42ZM68 145H69V144H68ZM81 145H82V144H81ZM93 145H94V144H93ZM113 145H114V144H113ZM140 145H142V144H140ZM151 145H152V144H151ZM178 145H179V144H178ZM182 145H183V144H182ZM185 145H186V144H185ZM187 145H188V143H187ZM205 145H206V143H205ZM208 145H211V144H208ZM235 145H236V144H235ZM239 145L241 146V144H239ZM239 145H238V146H239ZM0 146H1V145H0ZM47 146H48V145H47ZM70 146H71V145H70ZM96 146H97V145H96ZM142 146H143V145H142ZM163 146H164V145H163ZM172 146H173V145H172ZM192 146H193V145H192ZM192 146H191V147H192ZM201 146L203 147L204 145H201ZM201 146H200V148H201ZM211 146H212V145H211ZM216 146H217V145H216ZM228 146H230V145H228ZM238 146H237V148H238ZM259 146H260V145H259ZM262 146H263V144H262ZM3 147H5V146H3ZM6 147H7V146H6ZM33 147H35V146L33 145ZM53 147H55V146H53ZM68 147H69V146H68ZM82 147H83V146H82ZM84 147H85V146H84ZM103 147H104V146H103ZM137 147H138V146H137ZM157 147H158V146H157ZM185 147H186V146H185ZM212 147H213V146H212ZM212 147H211V149H212ZM231 147H232V146H231ZM15 148H16V147H15ZM22 148H23V147H22ZM35 148H36V147H35ZM41 148H42V147H41ZM56 148H57V147H56ZM86 148H87V147H86ZM105 148H106V147H105ZM155 148H156V147H155ZM186 148H187V147H186ZM188 148H189V147H188ZM196 148H197V146H196ZM213 148H214V147H213ZM245 148H246V147H245ZM263 148H264V147H263ZM6 149H7V148H6ZM48 149H49V148H48ZM51 149H52V148H51ZM57 149H58V148H57ZM74 149H75V148H74ZM93 149H94V148H93ZM96 149H98V148H96ZM100 149H101V148H100ZM100 149H99V150H100ZM156 149H157V148H156ZM192 149H193V148H192ZM197 149H198V148H197ZM201 149H202V148H201ZM204 149L206 150V148H204ZM238 149H239V148H238ZM242 149H243V148H242ZM242 149H241V151H242ZM252 149H254V148H251V147H250V150H252ZM259 149H260V148H259ZM53 150H55V149H53ZM86 150H87V149H86ZM94 150H95V149H94ZM99 150H98V151H99ZM182 150H183V149H182ZM207 150H208V149H207ZM212 150H213V149H212ZM215 150H216V149H215ZM246 150H248V149H246ZM250 150H249V151H250ZM256 150H257V149H256ZM256 150H254V151L256 152ZM46 151H47V150H46ZM48 151L50 152V150H48ZM55 151H56V150H55ZM57 151H58V150H57ZM83 151H84V150H83ZM83 151H82V152H83ZM100 151H101V150H100ZM100 151H99V152H100ZM105 151H106V150H105ZM105 151H104V152H105ZM118 151H119V150H118ZM151 151H152V150H151ZM151 151H150V152H151ZM166 151H167V150H166ZM180 151H181V150H180ZM198 151H199V150H198ZM210 151H211V150H210ZM219 151H220V150H219ZM221 151H222V150H221ZM234 151H236V150H234ZM238 151H239V150H238ZM238 151H236V152H238ZM241 151H240V152H241ZM243 151H244V150H243ZM39 152H40V151H39ZM43 152H45L44 149H43ZM52 152H53V151H52ZM63 152H66V151H63ZM95 152H97V151H95ZM137 152L139 153V151H137ZM152 152H153V151H152ZM159 152H160V151H159ZM177 152H178V151H177ZM187 152H188V151H187ZM244 152H245V151H244ZM3 153H4V152H3ZM54 153H55V152H54ZM76 153H77V152H76ZM79 153H80V152H79ZM106 153H107V152H106ZM113 153H114V151H113ZM119 153H122V151L119 152ZM138 153H137V154H138ZM153 153H154V152H153ZM153 153H152V154H153ZM155 153H156V152H155ZM167 153H168V152H167ZM193 153H195L194 150H193ZM201 153L203 154V152H201ZM207 153H208V152H207ZM210 153H211V152H210ZM210 153H209V154H210ZM213 153H214V152H213ZM216 153H217V151H216ZM216 153H215V154H216ZM221 153H223V152H221ZM232 153H234V152H232ZM260 153H262V152H260ZM260 153L257 152V155L260 156ZM6 154H7V153H6ZM9 154H10V153H9ZM45 154H47V153H45ZM69 154H70V153H69ZM80 154H83V153H80ZM84 154H85V153H84ZM158 154H159V153H158ZM165 154H166V152H165ZM191 154H192V152H191ZM196 154H197V153H196ZM196 154H195V155H196ZM205 154H206V153H205ZM235 154H236V153H235ZM240 154H241V153H240ZM240 154H239V155H240ZM242 154H243V153H242ZM244 154H245V153H244ZM1 155H3V154H1ZM36 155H37V154H36ZM42 155H43V154H42ZM51 155H52V154H51ZM61 155H62V154H61ZM61 155H60V156H61ZM76 155H77V154H76ZM90 155H92V154H90ZM101 155H102V154H101ZM111 155H112V154H111ZM116 155H117V154H116ZM130 155H131V154H130ZM161 155H162V153H161ZM161 155H160V156H161ZM169 155H170V154H169ZM187 155H188V154H187ZM198 155H199V153H198ZM198 155H197V156H198ZM212 155H213V154H212ZM218 155H219V154H218ZM224 155H225V153H224ZM239 155L236 156V157H239ZM15 156H16V155H15ZM47 156H48V155H47ZM53 156H54V155H53ZM63 156H64V155H63ZM85 156H86V155H85ZM150 156H151V155H150ZM152 156H155V155L153 154ZM167 156H168V154H167ZM171 156H172V155H171ZM213 156H214V155H213ZM213 156H212V157H213ZM226 156H227V155H225L224 157H226ZM248 156H249V155H248ZM255 156H256V155H255ZM263 156H264V155H263ZM41 157H42V156H41ZM44 157H46V156H44ZM61 157H62V156H61ZM61 157H60V158H61ZM66 157H67V155H66ZM79 157H80V155H79ZM94 157H95V156H94ZM94 157H93V158H94ZM100 157H101V156H100ZM109 157H110V156H109ZM109 157H108V158H109ZM129 157H130V156H129ZM172 157H173V156H172ZM183 157H184V155H183ZM195 157H196V156H195ZM195 157H194V158H195ZM200 157H201V155H200ZM222 157H223V155H222ZM224 157H223V158H224ZM236 157H235V158H236ZM245 157H247V155H246ZM253 157H254V156H253ZM0 158H1V157H0ZM17 158H18V157H17ZM42 158H43V157H42ZM73 158H74V156H73ZM121 158H122V157H121ZM127 158H128V156H127ZM167 158H168V157H167ZM198 158H199V157H198ZM198 158H195V159H198ZM205 158H207V157H205ZM210 158H211V157H210ZM214 158H215V157H214ZM229 158H230V157H229ZM235 158H234V159H235ZM4 159L6 160V158H4ZM4 159H3V160H4ZM56 159H57V158H56ZM56 159H55V161H56ZM66 159H67V158H66ZM74 159H75V158H74ZM74 159H71V161L74 160ZM89 159H90V158H89ZM124 159H126V158H124ZM124 159H123V160H124ZM131 159H132V156H131ZM158 159H160V158H158ZM187 159H188V158H187ZM199 159H200V158H199ZM199 159H198V160H199ZM215 159H216V158H215ZM247 159H248V158H247ZM249 159H250V158H249ZM259 159H260V157H259ZM263 159H264V158H263ZM5 160H4V161H5ZM35 160H36V159H35ZM40 160H41V159H40ZM42 160H43V159H42ZM67 160H68V159H67ZM82 160H83V159H82ZM84 160H85V159H84ZM90 160H91V159H90ZM92 160H93V159H92ZM92 160H91V161H92ZM116 160H117V159H116ZM119 160H120V159H119ZM156 160H157V158L155 159V161H156ZM161 160H162V159H161ZM165 160H166V159H165ZM181 160H182V158H181ZM183 160H184V159H183ZM198 160H197V161H198ZM209 160H210V159H209ZM209 160H208V161H209ZM216 160H217V159H216ZM222 160H223V162H224V159H222ZM261 160H262V159H261ZM50 161H51V160H50ZM62 161H63V160H62ZM133 161H134V159H133ZM175 161H176V160H175ZM194 161H195V163H196V160H194ZM225 161H226V159H225ZM227 161H229V160H227ZM242 161H243V160H242ZM255 161H256V160H255ZM255 161H254V162H255ZM258 161H259V160H258ZM263 161H264V160H263ZM5 162H6V161H5ZM46 162H47V161H46ZM46 162H45V163H46ZM66 162H67V161H66ZM82 162H84V161H82ZM106 162H107V161H105V163H106ZM119 162H120V161H118V164H119ZM125 162H126V161H125ZM156 162H157V161H156ZM156 162H155V163H156ZM158 162H159V161H158ZM229 162H230V161H229ZM239 162H240V161H239ZM8 163H9V162H8ZM13 163H14V162H13ZM77 163H78V161H77ZM92 163H94V162H92ZM92 163H91V165H92ZM96 163H97V162H96ZM96 163H95V164H96ZM120 163H121V162H120ZM129 163H130V162H129ZM197 163H198V162H197ZM231 163H232V162H231ZM236 163H237V161H236ZM248 163H249V162H248ZM260 163H261V162H260ZM1 164H2V163H1ZM15 164H16V163H15ZM49 164H50V163H49ZM100 164H101V163H100ZM121 164H123V163H121ZM126 164H127V162H126ZM135 164H136V163H135ZM150 164H151V163H150ZM159 164H160V166H161L162 163H159ZM219 164H221V163L219 162L218 165H219ZM225 164H227V163H225ZM228 164H230V163H228ZM237 164H239V163H237ZM242 164H243V163H242ZM51 165H53V164H51ZM58 165H59V164H58ZM67 165H68V164H67ZM98 165H99V164H98ZM108 165H109V163H108ZM115 165H116V164H115ZM132 165H133V164H132ZM151 165H152V164H151ZM200 165H201V164H200ZM202 165H203V164H202ZM206 165H208L207 162H206ZM210 165H213V164H210ZM244 165H245V164H244ZM247 165H248V164H247ZM249 165H250V164H249ZM249 165H248V166H249ZM257 165H258V164H257ZM17 166H18V165H17ZM22 166H23V165H22ZM109 166H110V165H109ZM122 166H123V165H122ZM126 166H127V165H126ZM152 166H153V165H152ZM155 166H156V165H155ZM174 166H175V165H174ZM198 166H199V165H198ZM227 166H228V165H227ZM235 166H236V165H235ZM241 166H242V165H241ZM241 166L239 165L238 167L241 169ZM261 166H262V165H261ZM261 166H260V168H261ZM23 167H24V166H23ZM48 167H50V166H48ZM72 167H73V166H72ZM74 167H75V166H74ZM76 167H77V166H76ZM86 167H87V166H86ZM92 167H93V166H92ZM100 167H102V166H100ZM123 167H124V166H123ZM156 167H158V166H156ZM185 167H186V166H185ZM185 167L183 166V168H185ZM187 167H188V165H187ZM192 167H193V166H192ZM220 167H221V165H220ZM222 167H223V166H222ZM252 167H253V166H252ZM3 168H4V166H3ZM58 168H60V167H58ZM65 168H66V167H64V169H65ZM79 168H80V167H79ZM81 168H83V167H81ZM87 168H88V167H87ZM124 168H125V167H124ZM135 168H136V167H135ZM148 168H149V167H148ZM158 168H159V167H158ZM173 168H174V167H173ZM188 168H189V167H188ZM199 168H200V167H199ZM213 168H214V166H213ZM213 168H212V169H213ZM223 168H224V167H223ZM223 168H222V169H223ZM235 168L237 169V167H235ZM249 168H251V167H249ZM255 168H256V167H255ZM28 169H30V168H28ZM55 169H56V168H55ZM64 169H63V170H64ZM77 169H78V168H77ZM153 169H154V168H153ZM174 169H175V168H174ZM179 169H180V168H179ZM191 169H192V168H191ZM191 169H190V170H191ZM193 169H194V168H193ZM202 169H203V168H202ZM210 169H211V168H210ZM214 169H215V168H214ZM225 169H227V167H225ZM256 169H257V168H256ZM59 170H60V169H59ZM59 170L57 169V171H59ZM69 170H70L71 172L73 171V170H71V169H69ZM81 170H82V169H81ZM93 170H94V169H93ZM97 170H98V168H97ZM99 170H100V169H99ZM107 170L109 171V169H107ZM107 170H106V171H107ZM121 170H122V169H121ZM121 170H120V171H121ZM123 170H124V169H123ZM123 170H122V171H123ZM126 170H127V169H126ZM130 170H131V168H130ZM144 170H145V169H144ZM155 170H156V169H155ZM157 170H158V169H157ZM184 170H185V169H184ZM247 170H248V169H246V171H247ZM252 170H253V169H252ZM47 171H48V170H47ZM52 171H53V170H52ZM66 171H67V170H66ZM88 171H89V170H88ZM100 171H101V170H100ZM108 171H107V172H108ZM134 171H135V170H134ZM160 171H161V170H160ZM169 171H170V170H169ZM181 171H182V170H181ZM192 171H193V170H192ZM206 171H207V170H206ZM208 171H209V170H208ZM219 171H220V170H219ZM223 171H224V169H223ZM232 171H233V170H232ZM246 171L244 170V172H246ZM256 171H258V170H256ZM259 171L262 172L261 169H260ZM64 172H65V171H64ZM78 172H79V170H78ZM93 172H94V171H93ZM98 172H99V171H98ZM101 172H102V171H101ZM185 172H186V171H185ZM187 172H188V171H187ZM203 172H204V169H203ZM225 172H226V171H225ZM233 172L235 173V171H233ZM35 173H36V172H35ZM89 173H90V172H89ZM118 173H119V171H118ZM123 173L126 174L127 172L125 173V171H124ZM123 173H122V174H123ZM151 173H152V171H151ZM196 173H197V172H196ZM207 173H208V172H207ZM210 173H211V172H210ZM210 173H209V174H210ZM220 173H221V172H220ZM79 174H80V172H79ZM99 174H100V172L98 173V175H99ZM108 174H109V173H108ZM131 174H132V173H131ZM147 174H148V173H147ZM189 174H190V173H189ZM193 174H194V173H193ZM193 174H192V175H193ZM205 174H206V173H205ZM209 174H208V175H209ZM213 174H214V173H213ZM223 174H224V173H223ZM73 175H74V173H73ZM75 175H78V174H75ZM90 175H91V174H90ZM101 175H102V174H101ZM151 175H152V174H151ZM166 175H167V174H166ZM210 175H212V174H210ZM230 175H231V173H230ZM230 175H227V176H230ZM232 175H233V174H232ZM56 176H57V175H56ZM127 176H128V175H127ZM149 176H150V175H149ZM152 176H153V175H152ZM173 176H174V175H173ZM193 176H194V175H193ZM213 176H214V175H213ZM220 176H221V174H220ZM224 176H225V175H224ZM236 176H237V175H236ZM239 176H240V175H239ZM57 177H58V176H57ZM64 177H65V176H64ZM77 177H78V176H77ZM92 177H93V176H92ZM101 177H102V176H101ZM128 177H129V176H128ZM128 177H127V178H128ZM156 177H157V176H156ZM187 177H188V176H187ZM189 177H190V176H189ZM206 177H207V175H206ZM210 177H211V176H210ZM216 177H217V176H216ZM252 177H253V176H252ZM9 178H10V177H9ZM33 178H34V177H33ZM78 178H79V177H78ZM89 178H90V177H89ZM93 178H94V177H93ZM180 178H181V177H180ZM183 178H184V176H183ZM218 178H219V177H218ZM232 178H233V177H232ZM236 178H237V177H236ZM236 178H235V179H236ZM120 179H122V178H120ZM186 179H187V178H185V180H186ZM190 179H191V178H190ZM207 179H208V178H207ZM210 179H211V178H210ZM219 179L221 180V178H219ZM223 179H224V178H223ZM248 179H249V178H248ZM254 179H255V178H254ZM58 180H59V179H58ZM89 180H90V179H89ZM92 180H93V179H92ZM99 180L102 181L100 178H99ZM117 180H118V179H117ZM123 180H124V179H122V182H123ZM200 180H201V179H200ZM204 180H205V179H204ZM220 180H218V181H220ZM237 180H238V178H237ZM237 180H236V182H237ZM239 180H240V179H239ZM60 181H61V180H60ZM77 181H78V180H77ZM77 181H76V182H77ZM79 181H80V180H79ZM79 181H78V182H79ZM97 181H98V180H97ZM180 181H182V180L180 179ZM208 181H209V180H208ZM255 181H256V180H255ZM38 182H39V181H38ZM67 182H68V180H67ZM67 182H66V183H67ZM87 182H88V184H89V181H87ZM125 182H126V181H125ZM168 182H169V181H168ZM182 182H184V180H183ZM182 182H181V183H182ZM185 182H186V181H185ZM189 182H190V181H189ZM191 182H192V181H191ZM191 182H190V183H191ZM193 182H194V181H193ZM195 182H196V181H195ZM195 182H194V183H191V184H194V185H195ZM206 182H207V181H206ZM231 182H232V181H231ZM241 182H243V181H241ZM241 182H240V183H241ZM253 182H254V181H253ZM253 182H252V183H253ZM39 183H40V182H39ZM84 183L86 184V182H84ZM200 183H202V182H200ZM252 183H251V184H252ZM2 184H3V183H2ZM5 184H6V183H5ZM59 184H60V183H59ZM64 184H65V183H64ZM85 184H84V185H85ZM93 184H94V183H93ZM96 184L99 185V182L96 183ZM108 184H109V183H108ZM163 184H165V183H163ZM225 184H226V183H224V186H225ZM227 184H228V183H227ZM243 184H244V183H243ZM72 185H73V184H72ZM74 185H75V184H74ZM113 185H114V184H113ZM159 185H160V184H159ZM166 185H167V184H166ZM183 185H185V183H184ZM183 185H182V186H183ZM194 185H193V186H194ZM198 185H199V184H198ZM204 185H205V183H204ZM221 185H222V184H221ZM252 185H254V184H252ZM38 186H39V185H38ZM38 186H37V187H38ZM41 186H42V184H41ZM91 186H92V185H91ZM182 186H181V187H182ZM186 186H188V184H186ZM189 186H190V185H189ZM195 186H196V185H195ZM200 186H201V185H200ZM200 186H199V187H200ZM205 186H206V185H205ZM212 186H213V185H212ZM30 187H31V186H30ZM88 187H90V186L88 185ZM100 187H101V185H100ZM104 187H105V186H104ZM165 187H166V186H165ZM201 187H202V186H201ZM229 187H230V186H229ZM229 187H228V188H229ZM245 187H246V186H245ZM251 187H252V186H251ZM251 187H250V189H251ZM255 187H256V186H255ZM32 188H33V187H31V189H32ZM60 188H61V187H60ZM102 188H103V187H102ZM115 188H116V187H115ZM128 188H129V187H128ZM182 188H185V187H182ZM248 188H249V187H248ZM253 188H254V186H253ZM259 188H260V187H259ZM105 189H106V187H105ZM110 189H111V188H110ZM175 189H176V188H175ZM187 189H188V188H187ZM221 189H222V188H221ZM224 189H225V188H224ZM256 189H257V187H256ZM23 190H24V188H23ZM35 190H36V189H35ZM39 190H40V189H39ZM67 190H68V189H67ZM103 190H104V189H103ZM166 190H167V189H166ZM188 190H189V189H188ZM201 190H202V189H201ZM203 190H204V189H203ZM208 190H209V189H208ZM225 190H226V189H225ZM18 191H19V190H18ZM33 191H34V190H33ZM198 191H199V190H198ZM222 191H223V190H222ZM226 191H228V190H226ZM260 191H261V193H262V190H260ZM30 192H31V191H30ZM59 192H60V190H59ZM174 192L176 193V191H174ZM199 192H200V191H199ZM209 192H210V191H209ZM246 192H247V191H246ZM57 193H58V192H57ZM192 193H193V192H192ZM196 193H197V192H196ZM204 193H205V191H204ZM213 193H214V192H213ZM218 193H219V192H218ZM251 193H252V192H251ZM13 194H14V193H13ZM20 194H21V193H20ZM40 194H41V193H40ZM87 194H89V193H87ZM169 194H170V193H169ZM190 194H191V193H190ZM193 194H194V193H193ZM207 194H209V193H207ZM211 194H212V193H211ZM222 194H223V193H222ZM246 194H248V192H247ZM253 194H254V193H253ZM263 194H264V193H263ZM36 195H37V194H36ZM248 195H250V194H248ZM0 196H1V194H0ZM80 196H81V195H80ZM89 196H90V195H89ZM103 196H104V195H103ZM177 196H178V195H177ZM194 196H195V195H194ZM258 196H259V195H258ZM78 197H79V196H78ZM81 197H82V196H81ZM97 197H98V196H97ZM97 197H96V198H97ZM16 198H17V197H16ZM27 198H29V197H27ZM84 198H85V197H84ZM118 198H119V197H118ZM5 199H6V198H5ZM9 199H10V198H9ZM67 199H68V198H67ZM67 199H66V200H67ZM70 199H71V198H70ZM109 199H111V198H109ZM113 199H114V198H113ZM113 199H112V200H113ZM121 199H122V198H121ZM156 199H157V198H156ZM161 199H162V198H161ZM12 200H14V199H12ZM12 200H11V201H12ZM16 200H17V199H16ZM33 200H34V199H33ZM84 200H85V199H84ZM114 200H115V199H114ZM123 200H124V199H123ZM222 200H223V199H222ZM28 201H29V200H28ZM63 201H64V200H63ZM67 201H68V200H67ZM77 201H78V200H77ZM124 201H125V200H124ZM135 201H136V200H135ZM147 201H148V200H147ZM147 201H146V202H147ZM154 201H155V200H154ZM159 201H160V200H159ZM23 202H24V201H23ZM33 202H34V201H33ZM69 202H70V201H68V203H69ZM82 202H83V201H82ZM86 202H87V201H86ZM110 202H111V201H110ZM112 202H113V201H112ZM112 202H111V203H112ZM125 202L128 203V201H125ZM149 202H151V201H149ZM200 202H201V201H200ZM8 203H9V202H8ZM15 203H16V202H15ZM15 203H14V204H15ZM17 203H18V202H17ZM24 203H25V202H24ZM65 203H66V202H65ZM71 203H72V200H71ZM91 203H92V202H91ZM117 203H118V202H117ZM129 203H130V202H129ZM143 203H144V202H143ZM153 203H154V202H153ZM249 203H250V202H249ZM0 204H1V203H0ZM86 204H87V203H86ZM105 204H106V203H105ZM112 204H113V203H112ZM114 204H115V203H114ZM175 204H176V203H175ZM18 205H19V204H18ZM20 205H21V204H20ZM25 205H26V203H25ZM28 205H29V204H28ZM31 205H32V204H31ZM31 205H30V206H31ZM60 205H61V204H60ZM62 205H63V204H62ZM72 205H73V204H72ZM72 205H70V206H72ZM90 205H91V204H90ZM93 205H94V204H93ZM157 205H159V204H157ZM197 205H198V204H197ZM0 206H1V205H0ZM77 206L79 207V205H77ZM95 206H96V205H95ZM110 206H111V205H110ZM22 207H23V206H22ZM39 207H40V206H39ZM44 207H45V206H44ZM60 207H61V206H60ZM62 207H66V206H62ZM85 207H86V206H85ZM87 207H88V206H87ZM101 207H102V206H101ZM181 207H182V206H181ZM197 207H199V206H197ZM34 208H36V207H34ZM58 208H59V206H58ZM68 208H69V207H68ZM71 208H72V207H71ZM117 208H119V207H117ZM122 208L124 209V206H123ZM134 208H135V207H134ZM138 208H139V207H138ZM158 208H159V207H158ZM13 209H14V208H13ZM13 209H12V210H13ZM45 209H46V208H45ZM59 209H60V208H59ZM100 209H101V208H100ZM103 209H104V208H103ZM127 209H128V208H127ZM159 209H161V208H159ZM25 210H26V209H25ZM39 210H41V209H39ZM61 210H62V209H61ZM69 210H70V208H69ZM69 210H68V211H69ZM82 210H83V209H82ZM95 210H96V209H95ZM109 210H110V209H109ZM121 210H122V209H121ZM128 210H129V209H128ZM132 210H133V209H132ZM136 210H137V209H136ZM8 211H9V210H8ZM30 211H31V210H30ZM37 211H38V210H37ZM56 211H57V210H56ZM56 211H55V212H56ZM112 211H113V210H112ZM122 211H124V210H122ZM129 211H130V210H129ZM133 211H134V210H133ZM155 211L157 212V210H155ZM159 211H160V210H159ZM170 211H171V210H170ZM172 211H173V210H172ZM12 212H13V211H12ZM21 212H22V211H21ZM31 212H32V211H31ZM62 212H63V211H62ZM69 212H70V211H69ZM77 212H78V211H77ZM88 212H89V210H88ZM96 212H97V211H96ZM109 212H110V211H109ZM137 212L140 213V211H137ZM137 212H136V214H137ZM173 212H174V211H173ZM192 212H194V211H192ZM201 212H202V211H201ZM257 212H258V211H257ZM0 213H1V211H0ZM3 213H4V210H3ZM33 213H34V212H33ZM41 213H42V211H41ZM53 213H54V212H53ZM53 213H52V214H53ZM79 213H81V211H80ZM79 213H78V216H80ZM110 213H111V212H110ZM110 213H109V215H110ZM112 213H113V212H112ZM142 213H143V212H142ZM164 213H165V211H164ZM167 213H168V212H167ZM177 213H178V212H177ZM258 213H260V212H258ZM4 214H6V213H4ZM4 214H3V215H4ZM13 214H14V213H13ZM47 214H48V213H47ZM50 214H51V213H50ZM107 214H108V213H107ZM156 214H158V213H156ZM160 214H161V213H160ZM232 214H233V213H232ZM261 214H262V213H261ZM6 215H8V214H6ZM6 215H5V216H6ZM22 215H23V214H22ZM34 215H36V214H34ZM54 215H55V214H54ZM67 215H68V214H67ZM102 215H103V214H102ZM147 215H148V214H147ZM166 215H167V214H166ZM177 215H178V214H177ZM255 215H256V214H255ZM8 216H9V215H8ZM17 216H18V215H17ZM60 216H61V215H60ZM72 216H73V215H72ZM81 216H82V215H81ZM84 216H85V215H84ZM88 216H89V215H88ZM123 216H124V215H123ZM125 216H126V215H125ZM140 216H142V215H140ZM154 216H155V215H154ZM172 216H173V215H172ZM190 216H191V215H190ZM209 216H210V215H209ZM1 217H3V216H1ZM1 217H0V218H1ZM34 217H35V216H34ZM51 217H52V216H51ZM53 217H54V216H53ZM55 217H56V215H55ZM101 217H103V216H101ZM117 217H118V216H117ZM129 217H130V216H129ZM163 217H165V216H163ZM167 217H168V216H167ZM178 217H179V216H178ZM180 217H181V216H180ZM191 217H192V216H191ZM191 217H190V218H191ZM5 218H7V217H5ZM10 218H11V217H10ZM14 218H15V217H14ZM43 218H44V217H43ZM58 218H59V217H58ZM65 218H66V217H65ZM95 218H96V217H95ZM112 218H113V217H112ZM130 218H131V217H130ZM143 218H145V217H143ZM154 218H155V217H154ZM157 218H158V217H156V219H157ZM193 218H194V217H193ZM197 218H199V217H197ZM197 218H196V219H197ZM210 218H211V217H210ZM16 219H17V218H16ZM40 219H41V218H40ZM48 219H49V218H48ZM50 219H51V218H50ZM60 219H61V217H60ZM78 219H79V218H78ZM78 219H77V221L79 222ZM118 219H119V218H118ZM140 219H141V217H140ZM158 219H159V218H158ZM177 219H178V218H177ZM179 219H180V218H179ZM182 219H183V218H182ZM187 219H189V218H187ZM10 220H11V219H10ZM13 220H15V219H13ZM34 220H36V219L34 218ZM43 220H44V219H43ZM45 220H46V218H45ZM52 220H53V219H52ZM124 220H125V219H124ZM138 220H139V219H138ZM160 220H162V219H160ZM183 220H184V219H183ZM191 220H192V219H191ZM193 220H194V219H193ZM209 220H210V219H209ZM5 221H6V220H5ZM7 221H9V219H8ZM19 221H20V220H19ZM31 221H32V220H31ZM37 221H38V220H37ZM37 221H36V222H37ZM46 221L48 222V220H46ZM46 221H45V222H46ZM49 221H50V220H49ZM55 221H56V220H55ZM95 221H96V220H95ZM125 221H126V220H125ZM145 221H146V220H145ZM162 221H163V220H162ZM214 221H216L215 223H217V220L214 219ZM218 221H219V220H218ZM238 221H239V220H238ZM3 222H4V221H3ZM14 222H15V221H13L12 223H14ZM17 222H18V221H17ZM17 222H16V223H17ZM22 222H24V221H22ZM51 222H52V221H51ZM58 222H59V221H58ZM71 222H72V221H71ZM108 222H109V220H108ZM114 222H115V221H114ZM142 222H143V221H142ZM148 222H149V221H148ZM188 222H189V221H188ZM230 222H231V221H230ZM1 223H2V222H1ZM28 223H29V222H28ZM28 223H27V225H28ZM40 223H41V222H40ZM40 223H38V224H40ZM52 223H53V222H52ZM81 223H82V221H81ZM93 223H94V222H93ZM110 223H111V222H110ZM110 223H109L108 225H111ZM112 223H113V221H112ZM136 223H137V222H136ZM150 223H151V222H150ZM160 223H161V222H160ZM160 223H159V224H160ZM168 223H169V221H168ZM3 224H4V223H3ZM19 224H21V223H19ZM32 224L35 225L33 222H32ZM45 224H46V223H45ZM58 224H59V223H58ZM68 224H69V222H68ZM73 224H74V223H73ZM106 224H107V223H106ZM159 224H158V225H159ZM178 224H179V223H178ZM225 224H226V223H225ZM233 224H234V223H233ZM6 225H7V224H6ZM9 225H10V224H9ZM12 225H14V224H12ZM25 225H26V224H25ZM25 225H23V226H25ZM48 225H49V224H48ZM63 225H64V224H63ZM94 225H95V224H94ZM97 225H98V224H97ZM104 225H105V224H104ZM112 225H113V224H112ZM126 225H127V223H126ZM182 225H183V224H182ZM184 225H187V224H184ZM188 225H189V224H188ZM192 225H193V224H192ZM216 225H217V224H216ZM30 226H31V225H30ZM64 226H65V225H64ZM66 226H68V225H66ZM66 226H65V227H66ZM83 226H84V225H83ZM101 226H102V225H101ZM122 226H123V225H122ZM175 226H176V225H175ZM177 226H178V225H177ZM177 226H176V227H177ZM193 226H194V225H193ZM212 226H214V225H212ZM240 226H241V225H240ZM2 227H3V225H2ZM4 227H5V226H4ZM16 227H17V226H16ZM19 227H20V226H19ZM19 227H18V228H19ZM26 227H28V226H26ZM43 227H44V226H43ZM73 227H74V226H73ZM81 227H82V226H81ZM95 227H96V226H95ZM111 227H112V226H111ZM127 227H128V226H127ZM167 227H169V226L167 225ZM242 227H243V226H242ZM5 228H6V227H5ZM8 228H9V227H8ZM18 228H17V230H18ZM53 228H54V227H53ZM55 228L57 229V227H55ZM60 228H61V227H60ZM69 228H70V227H69ZM85 228H86V227H85ZM85 228H84V229H85ZM122 228H123V227H122ZM173 228H174V227H173ZM188 228H191V227L189 226ZM30 229H31V228H30ZM56 229H55V230H56ZM58 229H59V228H58ZM65 229H66V228H65ZM65 229H64V230H65ZM81 229H82V228H81ZM86 229H87V228H86ZM86 229H85V231H86ZM89 229H90V228H89ZM123 229H124V228H123ZM176 229H177V231L179 230L178 227H177ZM186 229H187V228H186ZM204 229H205V228H204ZM5 230H6V229H5ZM70 230L72 231L73 228L70 229ZM248 230H249V229H248ZM250 230H251V229H250ZM1 231H2V229H1ZM10 231H11V230H10ZM10 231H9V232H10ZM13 231H14V230H13ZM26 231H28V230H26ZM31 231H32V229H31ZM39 231H40V230H39ZM53 231H54V230H53ZM74 231H75V230H74ZM74 231H73V233H74ZM93 231H94V230H93ZM119 231H120V230H119ZM121 231H122V229H121ZM140 231H141V230H140ZM185 231H186V230H185ZM205 231H206V230H205ZM4 232H5V231H4ZM36 232H38V231H36ZM54 232H55V231H54ZM57 232H58V231H57ZM100 232H101V231H100ZM102 232H103V231H102ZM102 232H101V233H102ZM180 232H181V231H180ZM183 232H184V231H183ZM250 232H251V231H250ZM1 233H2V232H1ZM22 233L24 234V230H23ZM55 233H56V232H55ZM59 233H60V232H59ZM65 233H66V232H65ZM118 233H119V232H118ZM120 233H121V232H120ZM127 233H128V232H127ZM164 233H165V232H164ZM184 233H185V232H184ZM186 233H188V232H186ZM8 234H9V233H8ZM10 234H11V232H10ZM15 234H16V232H15ZM28 234H29V233H28ZM34 234H35V233H34ZM40 234H41V233H40ZM49 234H50V233H49ZM60 234H61V233H60ZM17 235H18V234H17ZM45 235H46V234H45ZM52 235H53V234H52ZM56 235H57V234H56ZM75 235H76V234H75ZM87 235H88V234H87ZM87 235H86V236H87ZM101 235H103V234H101ZM105 235H106V234H105ZM120 235H121V234H120ZM199 235H200V234H199ZM19 236H20V235H19ZM21 236H22V235H21ZM23 236H24V235H23ZM61 236L63 237V235H61ZM66 236H67V233H66ZM128 236H129V235H128ZM253 236H254V235H253ZM64 237H65V236H64ZM70 237H71V236H70ZM72 237H73V236H72ZM91 237H92V236H91ZM93 237H94V235H93ZM103 237H104V236H102V238H103ZM197 237H198V236H197ZM24 238H27V237H24ZM60 238H61V237H60ZM60 238H59V239H60ZM83 238H84V236H83ZM85 238H86V237H85ZM119 238H120V237H119ZM123 238H124V237H123ZM125 238H126V237H125ZM145 238H147V237H145ZM152 238H153V237H152ZM177 238H178V237H177ZM200 238H201V237H200ZM5 239H6V238H5ZM7 239H8V238H7ZM9 239H10V238H9ZM38 239H39V238H38ZM46 239H47V238H46ZM68 239H69V238H68ZM94 239H95V238H94ZM105 239H106V238H105ZM154 239H155V238H154ZM159 239H160V238H159ZM29 240H30V239H29ZM43 240H45V239H43ZM62 240H63V239H62ZM66 240H67V239H66ZM88 240H89V239H87V241H88ZM91 240H92V238H91ZM102 240H104V239H102ZM106 240H107V239H106ZM121 240H122V239H121ZM134 240H135V239H134ZM137 240H138V239H137ZM257 240H258V239H257ZM25 241H26V240H25ZM59 241H60V240H59ZM82 241H83V240H82ZM89 241H90V240H89ZM108 241H110V240H108ZM168 241H169V240H168ZM45 242H46V241H45ZM65 242H66V241H64V243H65ZM104 242H106V241H104ZM130 242H131V241H130ZM182 242H183V239H182ZM201 242H202V241H201ZM0 243H1V242H0ZM12 243H13V242H12ZM22 243H23V242H21V244H22ZM25 243H26V242H25ZM57 243H58V241H57ZM61 243H63V242L61 241ZM61 243H60V244H61ZM101 243H102V242H101ZM106 243H107V242H106ZM131 243H132V242H131ZM156 243H157V242H156ZM158 243H159V242H158ZM160 243H161V242H160ZM174 243H175V242H174ZM199 243H200V242H199ZM204 243H205V242H204ZM212 243H213V242H212ZM8 244H10V243H8ZM23 244H24V243H23ZM94 244H95V243H94ZM133 244H134V243H133ZM136 244H137V243H136ZM192 244H193V241H192ZM194 244H195V243H194ZM0 245H1V244H0ZM13 245H14V244H13ZM19 245H20V244H19ZM26 245H27V244H26ZM30 245H32V243H31ZM45 245H46V244H45ZM49 245H50V244H49ZM57 245H58V244H57ZM65 245H66V244H65ZM76 245H77V242H76ZM83 245H84V243H83ZM134 245H135V244H134ZM153 245H154V244H153ZM155 245H156V244H155ZM159 245H160V244H159ZM205 245H207V244H205ZM227 245H228V244H227ZM6 246H7V245H6ZM6 246H5V247H6ZM51 246H52V245H51ZM60 246H61V245H60ZM90 246H91V245H90ZM93 246H94V245H93ZM106 246H107V245H106ZM199 246H200V245H199ZM207 246H208V245H207ZM229 246H230V245H229ZM17 247H18V246H17ZM23 247H24V246H23ZM33 247H34V244H33ZM35 247H36V246H35ZM35 247H34V248H35ZM37 247H38V246H37ZM67 247H68V246H67ZM94 247H95V246H94ZM116 247H117V246H116ZM124 247H125V246H124ZM193 247H194V246H193ZM195 247H196V246H195ZM195 247H194V248H195ZM231 247H232V246H231ZM14 248H16L15 245H14ZM27 248H28V247H27ZM44 248H45V247H44ZM55 248H56V247H55ZM82 248H83V247H82ZM82 248H81V249H82ZM107 248H108V247H107ZM136 248H138V247L136 246ZM144 248H146V247H144ZM160 248H161V247H160ZM162 248H163V247H162ZM171 248H172V247H171ZM198 248H199V247H198ZM7 249H8V248H7ZM56 249H57V248H56ZM75 249H76V248H75ZM108 249H109V248H108ZM116 249H117V248H116ZM222 249H223V248H222ZM243 249H245L244 246H243ZM0 250H1V249H0ZM3 250H4V249H3ZM12 250H13V248H12ZM27 250H28V249H27ZM40 250H41V249H40ZM60 250H62V249H60ZM82 250H83V252H84V249H82ZM117 250H119V248H118ZM120 250H121V249H120ZM195 250H196V249H195ZM211 250H212V249H211ZM1 251H2V250H1ZM6 251H7V250H6ZM65 251H66V250H65ZM72 251H73V249H72ZM74 251H75V250H74ZM76 251H77V250H76ZM107 251H108V250H107ZM124 251H125V250H124ZM146 251H147V250H146ZM146 251H145V252H146ZM178 251H179V250H178ZM236 251H237V250H236ZM236 251H235V252H236ZM242 251H243V250H242ZM245 251H246V250H245ZM20 252H21V251H20ZM24 252H26V251H24ZM37 252H38V251H37ZM89 252H90V251H89ZM159 252H161V251H159ZM168 252H169V250H168ZM170 252H171V251H170ZM250 252H252V251H250ZM260 252L262 253L263 251H260ZM18 253H19V252H18ZM41 253H42V252H41ZM124 253H125V252H124ZM147 253H148V252H147ZM186 253H187V252H186ZM207 253H208V252H207ZM225 253H226V252H225ZM231 253H232V252H231ZM237 253H238V251H237ZM243 253H244V252H243ZM246 253H248V252L246 251ZM246 253H245V255H247ZM261 253H260V255H261ZM2 254H3V253H2ZM4 254H5V253H4ZM75 254H76V253H75ZM116 254H118V253H116ZM145 254H146V253H145ZM171 254H172V253H171ZM177 254H179V253H177ZM197 254H198V253H197ZM217 254H218V253H217ZM232 254H233V253H232ZM262 254H263V253H262ZM12 255H13V254H12ZM23 255H24V253H23ZM92 255H93V254H92ZM119 255H120V254H119ZM125 255H127V254H125ZM146 255H147V254H146ZM148 255H149V254H148ZM148 255H147V256H148ZM163 255H164V254H163ZM181 255H182V254H181ZM237 255H239V254H237ZM5 256H6V255H5ZM21 256H22V255H21ZM71 256H72V255H71ZM80 256H81V255H80ZM83 256H84V255H83ZM89 256H90V254H89ZM18 257H19V256H18ZM42 257H43V256H42ZM56 257H57V256H56ZM85 257H86V256H85ZM87 257H88V256H87ZM148 257H149V256H148ZM173 257H174V256H173ZM205 257H206V256H205ZM216 257H217V256H216ZM238 257H239V256H238ZM249 257H250V256H249ZM3 258H4V257H3ZM44 258H46V257H44ZM64 258H65V257H64ZM94 258H95V260H96V257H94ZM115 258H117V257H115ZM120 258H121V257H120ZM128 258H129V257H128ZM135 258H136V257H135ZM246 258H247V257H246ZM254 258H255V257H254ZM0 259H1V258H0ZM13 259H14V258H13ZM17 259H18V258H17ZM26 259H28V258H26ZM67 259H68V258H67ZM76 259H77V257H76ZM92 259H93V257H92ZM129 259H130V258H129ZM131 259H132V258H131ZM136 259H137V258H136ZM151 259H152V258H151ZM163 259H164V258H163ZM182 259H184L183 256H182ZM242 259H244V258H242ZM242 259H241V260H242ZM247 259H248V258H247ZM9 260H10V259H9ZM18 260H19V259H18ZM20 260H21V259H20ZM22 260H23V259H22ZM41 260H42V259H41ZM44 260H45V259H44ZM62 260H63V259H62ZM79 260H81V259H79ZM79 260H78V261H79ZM97 260H98V259H97ZM112 260H113V259H112ZM118 260H119V259H118ZM118 260H117V261H118ZM152 260H153V259H152ZM154 260H155V259H154ZM209 260H210V259H209ZM244 260H245V259H244ZM10 261H11V260H10ZM26 261H27V260H26ZM39 261H40V260H39ZM93 261H94V260H93ZM98 261H99V260H98ZM113 261H114V260H113ZM137 261H138V260H137ZM137 261H136V262H137ZM162 261H163V260H162ZM222 261H223V260H222ZM229 261H230V260H229ZM8 262H9V261H8ZM41 262H42V261H41ZM57 262H58V261H57ZM75 262H76V261H75ZM119 262H120V261H119ZM119 262H118V263H119ZM153 262H154V261H153ZM204 262H205V261H204ZM5 263H6V262H5ZM5 263L3 262V264H5ZM12 263H13V262H12ZM16 263H17V262H16ZM37 263H38V262H37ZM37 263H35V264H37ZM59 263H60V259H59ZM120 263H121V262H120ZM154 263H155V262H154ZM162 263H163V262H162ZM173 263H174V262H173ZM173 263L171 262V264H173ZM185 263H186V262H185ZM223 263H224V262H223ZM229 263H230V262H229ZM13 264H15V262H14ZM31 264H33V263H31ZM56 264H57V263H56ZM73 264H74V263H73ZM80 264H81V262H80ZM127 264H128V263H127ZM136 264H137V263H136ZM168 264H169V263H168ZM175 264H176V263H175ZM178 264H180V263H178ZM201 264H202V263H201ZM204 264H205V263H204Z\"/></svg>",
    "mask_w": 264,
    "mask_h": 264
}]
</instances>
